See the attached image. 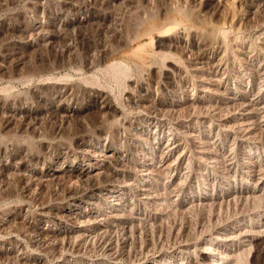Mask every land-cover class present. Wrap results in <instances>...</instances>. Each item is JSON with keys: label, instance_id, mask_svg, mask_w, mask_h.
<instances>
[{"label": "rangeland", "instance_id": "374dc122", "mask_svg": "<svg viewBox=\"0 0 264 264\" xmlns=\"http://www.w3.org/2000/svg\"><path fill=\"white\" fill-rule=\"evenodd\" d=\"M36 3H38V4H36ZM220 3H222V5ZM214 4L216 5V8H215ZM168 6H169V8H168ZM213 6H214V8H213ZM207 7H208V9H207ZM256 7H257V9L258 8L259 9L258 10L254 9ZM251 10H253V12ZM254 10H255V13H254ZM212 11L215 14H213V13L211 14ZM178 12H179V14H178ZM162 13H163V15H162ZM250 13L253 15H251ZM198 14H199V16H198ZM168 17L171 19V22L173 24L171 23V27L166 28L164 30V33H166V35L161 36V39H162L163 43H167L168 41H171V56H173V57H171V56L164 57L163 55H162V57H160L161 56L160 53H157L158 47L156 48L155 42L153 40L151 41V38H150L151 36L149 35L150 36L149 37L148 33H146V32L149 29H151L152 25L153 26L161 25V23L165 19H167ZM172 17L173 18L175 17L174 18L175 20ZM59 19H62V21ZM41 21H43V22H41ZM142 22L144 25L142 24ZM208 22H209V24H207ZM35 23H36V25H35ZM242 23H244L246 25H244ZM262 23H264V0H260V1L259 0H250V1L249 0H223V1L222 0H220V1L219 0H214V1L213 0H75V1L74 0H62V1L61 0H59V1L58 0H0V63H3L5 65L4 68L2 70H0V75H1L0 76V113L2 114V115L0 114L1 115L0 116V144H1L0 148H2V149H0V159L1 160H3V158L7 159L9 161V163L12 164L11 162L14 163V161H16L18 159V157H16L17 158L16 160H12V156H13L12 153H14L16 151L18 146L24 147L25 150L27 149L25 151V157H24L25 163H26L27 169H28L27 172H30V170L36 171V172L39 171V175L42 176V179L44 182L43 185L42 184L40 186L33 185L31 189H26L25 187H23L24 185L22 183H19L17 181V177H16V175H14L15 171L14 172L11 171L10 176L13 179H10V181L12 180V182H14V183L10 182L11 184H9L8 188H9V190H12L18 194L17 196L12 197V199L11 198L6 199V198L1 197V194H4L6 192V190H4L2 188V182H0V193H1L0 194V201H2V202H0V207H1L0 211L13 208L15 205L22 202V200L28 201L30 203V204H28V202H26V212L24 213V218L28 224H25V223L23 224L25 228L23 226H21L18 229V230L21 229L20 231L17 230L15 232H11L10 234L4 235L2 233L3 235H1V233H0V254L3 256L0 263L1 264H9V263L12 264V261H13V263H15V264H23V263H25V264H28V263H30V264H35V263L36 264H38V263H40V264H86L85 262H87V264H95L97 262L96 260H99L98 264H128V263L129 264H166V263L167 264H180V263L181 264H204V263L205 264H218V262H219V264H246V263L247 264H254L253 263L254 259H252V254L255 252L254 247H252V245H251L249 248V246L245 247L244 245H242L245 243L241 242L238 239V233L240 231H244V230H242L244 228H245V230H247V227L250 225L251 222H253V224H254V222L261 224V222H262L261 221V214L264 211V208H263L264 207V195H258V197L255 196L253 199H251V196H250V198H248L247 201L244 199L242 200L240 197H238V195L239 196H247L248 193L260 194L261 192H263L262 190H264L262 188H261L262 190H260L259 188H254V189L252 188L255 185V183L253 182L254 181L253 176L256 172H258V169L261 168V166L264 162V157H263L264 153L262 154V152H264L263 151L264 150L263 149L264 148V141L262 142V140L264 138L263 139L261 138V137H264V133H263L264 129H262L258 125L259 123H264L263 122L264 121L263 120L264 119L263 118L264 117V114H263V112H264V108H263L264 107V103H263L264 102V76H263L264 75V60H263L264 59V25ZM40 24L44 25V27L46 29H55V28L58 29L60 31V33H59L60 37L59 36L56 37L55 38L56 40L54 39L52 41L53 43L52 42L45 43V41L39 39L37 37V35L35 37V34H32L33 32H35V28H33V27L34 26L36 27ZM74 24H76V25H74ZM254 25L257 28H255ZM235 26H236V29L234 28ZM242 26H244L245 28L243 29ZM187 27H189V28H187ZM260 27L262 30L260 29ZM140 28H142V29H140ZM191 29H194V30H191ZM225 29H226V31H225L226 34H224L223 37L217 36L220 33L222 35V30H225ZM217 30H220V31L218 32ZM8 31H10L11 34ZM176 31H177L178 35H177ZM179 31L180 32L183 31L184 33L182 32L180 35ZM158 32H160V31L153 30L151 35H156L155 33H158ZM168 32H169V34H168ZM186 33H188V34H186ZM201 33H203V35ZM139 34H141L140 38L138 37ZM190 34H192V36ZM210 34L212 36H210ZM28 35H30V36H28ZM208 35H209V37H208ZM256 36H257V38H256ZM23 37L25 40L23 39ZM25 37L26 38L28 37V38L26 39ZM66 37H69V38H66ZM211 37L212 38L215 37V38L212 39ZM243 37L245 38V40ZM6 38H7V40H6ZM217 38H220V39L218 40ZM223 38H224V41L222 40ZM235 38H237V39H235ZM250 38H251V41H250ZM254 38H256L257 40ZM194 39H196L197 41H194ZM213 40L215 43L217 42L216 45L213 42ZM227 40L229 41V43ZM4 41H5V43H4ZM28 41H30V42H28ZM192 41L195 43V46H194V43ZM203 41H209L212 43L206 44L204 57L201 59L200 58L198 59V60H202V63L201 62L198 63L199 68H197V69L193 68V70H192L193 66L191 65L190 59H191V55L193 56V54H191V51L194 52V50H198L199 46L197 44H199V43H201L200 45L203 49L205 47L203 45V43H204ZM252 41H254V42H252ZM66 42H67V45H66ZM189 42H191V43H189ZM196 42H197V44H196ZM221 43L222 44L224 43V44L221 45ZM41 44H42V46H41ZM25 45H26V47H25ZM221 46L223 49L220 48ZM6 47H7V49H5ZM9 47H10V49H9ZM32 47L35 49H33ZM42 47L45 49H43ZM181 47H183V48L181 49ZM40 48H41V50H40ZM184 49H185V51H184ZM62 51H63V53H61ZM155 51L157 54L155 53ZM179 51H181V52L179 53ZM222 51H224L223 54H222ZM245 51L246 52L249 51L248 52L249 54L245 53ZM259 51L261 52V54L258 53ZM4 53H6V54H4ZM209 54H210V56H208ZM16 56H17V58H16ZM101 57H103V58H101ZM15 58L17 61L15 60ZM171 58H172V60H171ZM186 58H187V61H186ZM241 58H243V59H241ZM2 59H3V61H2ZM41 60L44 62H41ZM50 60L52 62V65H51ZM68 60H69V62H68ZM98 60H100V61L98 62ZM173 60L178 65L180 64L181 69L180 70L175 69V71H172V73L168 77L167 75H165L164 66L166 65L167 62H170ZM219 60H221V61H219ZM57 61L59 62V64ZM154 61H155V63H154ZM177 61H179V62H177ZM12 62H14V63H12ZM32 62H33V64H32ZM38 62H41L43 65H46L48 63L47 65L51 66V68L52 67L53 68L51 70L50 67H47V65H46L47 68L45 66L42 67L41 65H38V64H41ZM49 62H50V64H49ZM60 62H63V63H61L63 66L60 64ZM162 62H164L165 65ZM209 62H210V65L212 63L213 64L210 66ZM90 63H92V64H90ZM11 64H13V65H11ZM29 64L32 66V68ZM205 64H207V65H205ZM37 65H38V67L41 66L42 69H39L40 67L38 68ZM58 65H60V67ZM116 65L121 68L120 72H118L117 68L115 67ZM121 65L125 66V68H122ZM19 66L21 67L20 70H19ZM26 66H27V68L29 66V68H31V69H33V67H34V70H33L34 73L27 75L28 77H26L25 75H22L20 73L21 71L24 70L23 68H26ZM54 68H56L57 71ZM143 68H144V70H143ZM17 69H18V71H17ZM37 70L38 71L42 70V71L39 72V74H38ZM49 70H50V72H49ZM115 70H117V72H115ZM122 70H124V71H122ZM159 70H160V72H159ZM35 71H37V72H35ZM140 71H141V74L139 73ZM213 72H214L215 76H214ZM35 74H37V75L35 76ZM118 74H119V76H118ZM189 75H191V76H189ZM4 76H6V77H4ZM21 76H23V77H21ZM67 76L70 79H68ZM54 77H55V79H54ZM56 77H57V80H56ZM149 77H150V79H149ZM260 77L261 78L263 77V79L260 80ZM214 78H215V80H214ZM21 79H23V80H21ZM48 79L49 80L52 79V80L49 81ZM60 79L63 81H60ZM127 79H129V80H127ZM157 79H158V81H156ZM23 81H24V83H23ZM27 81H28V83H26ZM66 81H68V83ZM116 81H118V83ZM147 82H149V83H147ZM50 83L53 86H49ZM90 83H92V84H90ZM46 84H48V85H46ZM133 84H134V86H133ZM40 85H42V86L40 87ZM56 85L58 86V88ZM99 85H101V86H99ZM259 85H261V86H259ZM93 86H94V88H93ZM204 86H205V88H204ZM5 88H6V90H5ZM38 88H39V90H38ZM101 88H104L103 90H104V92H106V94H107L106 96H109L107 98H104L106 100L107 104H109V107L107 106V108H105V113L100 114V112H99V114H98L97 113L98 112V106L100 104H102L103 97H102V95H100L96 92V89H101ZM210 88H212V90ZM181 90H183V91H181ZM255 90H256V92H255ZM222 91H223L224 95H223ZM117 93H118V95H117ZM135 93H137V94H135ZM241 93H243V94H241ZM256 93H257V95H256ZM21 95H22V97H21ZM60 95L64 96V98H63L64 101H62V102H64L63 105H65V106L66 105L76 106V108H75L76 110L73 112V114H70L71 116L69 115V118L66 117V119H65L64 116H61V115L57 114L56 112L51 111L50 109L47 110V108L39 110L40 108H42V106L45 107L46 105L47 106L49 105L46 103L45 99H49V100H52L54 102V101L58 100V97ZM140 96H141V98H140ZM151 96H152V98H151ZM203 98H204V100H203ZM188 100H189V103L191 102L190 103L191 105L188 103ZM239 100L243 101V102H240ZM155 101H157V102H155ZM181 101H182V103H181ZM247 101H249V102H247ZM11 102H12L13 106H21V107L19 108V110H17L19 112H17V114L13 115L14 120L11 121L10 124H8V123H6L5 118L2 116H6L5 115L6 114L5 109H7V108H5V106H9V107L12 106ZM245 102H246V104H245ZM212 103H213V105H212ZM238 103H240V104H238ZM113 104H115V105H113ZM182 104H183V108H181ZM225 104H228V105L232 104L234 106L231 107L232 105L228 106ZM247 104H249V105H247ZM31 105H32V107H31ZM184 105H186V106H184ZM219 105L220 106L222 105V106L219 107ZM212 106L215 107L214 110H213ZM238 106H239V108H238ZM250 106H254V108L253 107L251 108ZM185 107H186V109H185ZM216 107H218V108L216 109ZM222 107H225V109ZM210 108L212 109L213 112L211 111ZM228 108H229V110H228ZM234 108H235V110H234ZM254 109H256V110H254ZM24 110L29 111V113H31L32 116H35V115L40 116L39 119L35 120V119H33V117L30 118L31 121H30L29 117L26 119L25 115L22 113V112H24ZM84 110H85V112L87 110H89V111L85 113ZM161 110L163 111L162 113H161ZM165 110H167V111H165ZM44 111H46L47 113ZM189 111H192V112H189ZM256 111H259V112H256ZM226 112H228V114ZM89 113L92 115H90ZM156 113H158V114H156ZM160 113H161V115H160ZM202 113H204V114H202ZM258 113H260V114H258ZM74 114H77V115H74ZM78 114L82 117H80ZM220 114H221V116H220ZM225 114H227V115H225ZM49 115H51V116H49ZM254 115L256 117H254ZM87 116H88V118H86ZM108 117H109V119H108ZM62 118L65 120V123H64V120ZM74 118L78 121H74L75 120ZM81 118L84 121H82ZM86 119H87V121H86ZM131 119H133V120L131 121ZM236 119H238V122L241 121L242 125H241V123H239V125H238V122L236 121ZM245 119H246V121L248 119H250V120L253 119L254 121L248 120V123H249L248 124L245 122ZM40 120H42V121H40ZM102 120H103V122H102ZM218 120H220V121H218ZM158 122H160V123H158ZM235 122L237 123L236 126H235V124H233ZM254 122H257L256 125L259 129L257 127L255 128L256 125ZM92 123H94V124H92ZM114 123H117L116 126ZM230 123H232V124L229 125ZM25 125L26 126L28 125V126L26 127ZM36 125H37V128H35ZM87 125L90 126V128L89 127L87 128ZM104 125H105V127H103ZM144 125H145V127H144ZM151 125H153L154 127ZM194 125H195V127H194ZM208 125H209V127H208ZM224 125H225V127L226 126L227 127L224 128ZM246 125H251V127H252L250 130L251 133H246V130L244 129ZM100 126H101V128H100ZM158 126H159V128H158ZM30 127L34 128L35 130L31 129ZM53 127H54V129H53ZM84 127H85V130H84ZM24 128H25V130H23ZM154 128H155V130H154ZM239 128H241L242 130H240ZM30 129H31V131H29ZM51 129H53V132L49 131ZM152 129H153V131H152ZM236 129H238V130H236ZM7 130H9V131H7ZM239 130H240V132H239ZM208 131L210 134L208 133ZM261 131H262V133H261ZM203 132H205V133H203ZM253 132L256 133V134H254V136H253ZM240 133L242 135H240ZM258 133H260V137H258L259 136ZM8 134H10V135H8ZM14 134H15V136H14ZM39 134H40V136H39ZM179 134H181V135H179ZM250 134H252V135H250ZM261 134H262V136H261ZM80 135L82 137H80ZM248 135H250L251 138ZM42 136H43V138H42ZM175 136H176V138H175ZM242 136H243V139H242ZM37 137H38V139H36ZM126 137H127V139H126ZM254 137L256 139H254ZM257 137H258V139H257ZM23 138H24V142H23ZM206 138H207V140H206ZM252 138H253V140H251ZM136 139H137V141H136ZM41 140H42V142H41ZM53 140H54V142H53ZM138 140H139V142H138ZM146 140H148V141L150 140V141L148 142ZM177 140H178V142H176ZM12 141H13V143H12ZM212 141H214V142H212ZM15 142H17L18 144ZM132 142H134L135 144ZM258 142H261V143H258ZM90 143H91V145H90ZM139 143H141V144H139ZM165 143L167 146L165 145ZM8 144L11 146L9 147ZM144 144H147V145H144ZM205 145H206V147H205ZM258 145H260V146H258ZM14 146H16V147H14ZM170 146H171V151H170ZM3 147H4V149H3ZM29 147H30V149H29ZM99 148L100 149L103 148V149L100 150ZM205 148H207V149H205ZM6 149L8 151H6ZM197 149L200 150L201 152L197 151ZM202 149H203V151H202ZM212 149H213V151H216V152H214L215 154L213 153ZM219 149H220V151H219ZM36 150H37V152H36ZM217 150H218V152H217ZM228 150H230V152ZM251 150H252V152H250ZM194 151H195V153H194ZM241 151L243 152L244 155L242 154ZM219 152L221 153L222 156L219 154ZM108 153H109V155H108ZM158 153H160V154H158ZM46 154H48V156ZM156 154H157V156L159 155V157H157ZM162 154H164V155H162ZM231 154H233V155H231ZM182 155H184V156H182ZM238 155L241 157H239ZM6 156H8V157H6ZM197 156H199V157H197ZM200 156H202V157H200ZM135 157H136V159H135ZM147 157H148V159H147ZM106 158H108V159H106ZM144 158H146V159H144ZM202 158L204 160H201ZM212 158H214V160ZM142 159H144V160L142 161ZM153 159H155V160H153ZM241 159H243V160H241ZM124 160L126 162H123ZM205 160L208 162L205 163ZM215 160L217 161V163ZM231 161H233V162H231ZM244 161H246V162H244ZM193 162H194V164H192ZM225 162H226V164H225ZM172 163H174V164H172ZM134 165H136V166H134ZM138 165H139V167H138ZM170 165H171V167H170ZM203 165H205V166L203 167ZM218 165H220V167ZM57 166H58V172L59 173H55L54 175H56V176L53 175L54 177L50 178L49 173H50L51 169H53L54 167H57ZM152 166H154L155 168L154 167L152 168ZM116 167H118V168H116ZM133 167H134V169H133ZM156 167H157V169H156ZM173 167H174V169H173ZM241 167H243L244 169H242ZM149 168H151L152 170L151 169L149 170ZM159 168H161V171ZM223 168L225 169V171ZM143 169H146L147 172ZM177 169H179V170H177ZM83 170L89 171L90 173H92L93 176L96 175V177H93V179L91 178V179H87V180H85V179L81 180L82 178L81 179L77 178L75 175L78 174L79 171H83ZM186 170H188V171L186 172ZM249 170H250V172H249ZM158 171H160L161 174L158 173ZM226 171H227V173H226ZM113 172H114V174H113ZM142 173L145 176L147 175L148 178H147V176L144 177V175ZM158 174H160V175H158ZM109 175L110 176L113 175V176H111V182H110L112 187L110 189H103L104 184H106L105 180H103V179H106V176H109ZM161 175H163V176H161ZM224 175H225V177H223ZM247 175H248V177H247ZM251 175H252V177H251ZM73 176H75V180H74ZM179 176H180V178H179ZM249 176H250V178H249ZM116 177L118 179H116ZM119 177H121V179ZM239 177H240V179H239ZM45 178H46L47 182L44 181ZM244 178H246V179H244ZM159 180H161L163 182L161 183V181H159ZM180 180H183V181H180ZM49 181H50V183H49ZM80 181H82V183ZM121 181H123L124 184ZM129 181H130V183L128 184L127 182H129ZM143 183H145V184L143 185ZM46 184H47V187H46ZM77 184H78V186H77ZM91 184L92 185H100L99 186L100 189L97 191V196L95 197L96 199L95 198L93 199V204H90V203L86 202V200H85L84 203L82 204V206L79 207L80 212H76L77 214H74L75 216L77 215L76 216L77 218L76 219L71 218L70 216L67 215L66 211L62 210L63 208L68 207L67 205H69V207H70V205H72V204L68 203L66 200V196L68 195L69 190L71 191L73 189H78V188L82 189L83 187H85L83 189H87L88 187L91 186ZM10 185H11V187H10ZM120 185H121V187H120ZM124 185H126V186H124ZM222 185H224V187ZM240 185H241V187H240ZM14 186H15V188H14ZM53 186H55V187H53ZM180 186H182V187H180ZM40 187H41V189H40ZM137 187H139V188H137ZM140 187H141V189H140ZM171 187H174V188L172 189ZM226 187H228V188H226ZM19 188H20V190H18ZM61 188L63 191L61 190ZM159 188L161 191L159 190ZM145 189H146V191H145ZM210 189L212 190V192ZM3 190H4V192H3ZM53 190L55 193L53 192ZM27 191L30 192V195L27 194V193H29ZM153 191L156 193L154 194ZM162 191H165L166 193H164ZM57 192L59 193V195ZM62 193L64 196H62ZM158 193H159V195L161 194L163 196V198L161 195L160 196L157 195ZM24 194H27V195L25 196ZM143 194L145 197L144 196L141 197ZM28 195L30 197H28ZM34 195H35V197H34ZM229 195H231V196L229 197ZM155 196H156V198H155ZM202 196H204V197H202ZM44 197H46V198H44ZM132 197H135L134 200ZM165 197L168 199L165 200ZM233 197H235V198H233ZM41 198H42V201H44L45 199L47 200V201H45V203H49V207L45 208L46 209L45 213L49 217L50 220L47 219L48 220L47 222L49 224L46 223L45 226H46V228L48 227L51 229L50 237L48 239L53 238V242H56V240L58 239L57 241H59V242L61 241L64 244V243H66L65 240L69 236L74 238L75 242H76L77 241V238H75L76 233L73 232L72 229H73L75 223L81 225V223L84 221V223L81 227H82V234L85 236H83V235L82 236L86 239L88 237L89 241L81 243V245L83 246L81 251H83V252L79 251V253L77 252V255H76V251L72 250V248L70 249V247L66 248V249L64 248L65 250H62L63 253L61 252V250L59 252V249L58 250L56 249V251L53 249L51 251L50 246L52 244H50L49 241H46L47 242L46 243L45 242L46 238L45 237L42 238L43 235H41L36 229H33V227H31L32 225H34L37 222L36 218H37L38 207L40 205V202H42ZM187 198H188V200H187ZM215 198L217 199V201H218L217 203H219L220 207L218 204H215L216 203ZM239 198H240V200H238ZM229 199H231L232 201ZM3 200L4 201L6 200V201L4 202ZM122 200H124L125 202ZM137 200H139V202ZM163 200H165L166 202L165 201L163 202ZM167 200H169V203ZM203 200H204V204H203ZM224 200L226 203L224 202ZM157 201L159 204L156 203ZM191 201H192V203H191ZM197 201H199V203H197ZM233 201H234V203H233ZM248 201H249V203H248ZM95 202H96V204H95ZM129 202H130V204H129ZM161 202H163L165 205H163V203H161ZM186 202H187V204H186ZM200 202H201V204H200ZM212 202H213V204H212ZM229 202H230V204H229ZM262 202H263V204H262ZM153 203L155 206H153ZM190 203H191V205H190ZM210 203L212 206L210 205ZM202 204H203V207H202ZM223 204H224V206H223ZM225 204L227 205V208L225 207L226 206ZM98 205H100V206H98ZM117 205L118 206L120 205L119 206L120 208ZM160 205L166 211L165 210L163 211V209ZM169 205L171 207H169ZM207 205H208V207H207ZM217 205H218V209H217ZM236 205L238 206L237 208H236ZM261 205H263V206H261ZM55 206H59V207H55ZM127 206H129V209ZM146 206L150 207V209H148ZM213 206L215 207V209ZM221 206H222V209H221ZM239 206H240V208H239ZM155 207H158V208L156 209ZM241 207H242V209H241ZM249 207H250V209H249ZM117 208H119V209H117ZM172 208L175 210V212ZM258 208H259V210H258ZM155 209L157 210V212L155 211ZM238 209H239V211H238ZM142 210H144V211H142ZM159 210H160V213L158 212ZM167 210L170 211L169 213H171V214H168ZM171 210H172V212H171ZM120 211H121L122 215L120 214ZM173 212H174V214H173ZM254 212L255 213L257 212L259 215H256L257 213L254 214ZM107 213L109 216L107 215ZM117 213H119V214H117ZM124 213L128 214V215H124ZM165 213H167V214H165ZM247 213H248V215H247ZM56 214H58L61 217V218H58L60 220L54 218V216ZM80 214L82 215V219H81ZM244 214L247 216H245ZM100 215L102 216V218ZM114 215H120L121 217L119 216V218H122V220H127L128 222L126 224H128V225H126V224L123 225L120 222H117V225H116V221L113 220L115 217ZM63 216H64V218H63ZM140 216H142V218ZM164 216H165V218H164ZM166 216H167V218H166ZM109 217H110V219H109ZM111 217H113V218H111ZM251 217H252V220H251ZM254 217H255V219H254ZM214 218H216V220ZM68 219H69V221H68ZM129 219H130V221H129ZM145 219H146V221H145ZM90 220H91V222H89ZM92 220H94V221H92ZM109 220H111V221H109ZM79 221H80V223H79ZM85 221H87L88 224H87V222L85 224ZM219 221H220V224H219ZM150 222H153L152 224L154 226L151 225ZM164 222H165V224H164ZM239 222H241V224ZM118 223H119V225H118ZM155 223H157V224H155ZM214 223L216 225H214ZM11 224H12V226H11ZM11 224H10V227H13V229H14L15 228L14 227L15 222H11ZM111 224H114V225L112 226ZM146 224H148V225L146 226ZM159 224H160V226H159ZM179 224H180V228H179ZM126 226H127V229L124 228ZM91 228H93V229H91ZM231 228H232V230H231ZM28 229L30 231H28ZM117 229H118V231H117ZM121 229L122 230L124 229L123 230L124 233H122ZM178 229H179V231H178ZM182 229H183V231H182ZM102 230L103 231L106 230L107 232L106 231L103 232ZM113 230H115V231L113 232ZM236 231H238V232H236ZM25 232H27L28 235H26L27 233H25ZM102 233H103V235H100ZM233 233H234V235H233ZM56 234L59 236H56ZM107 234H110L111 236L107 235ZM178 234H180V235L182 234V235L180 236ZM19 235H21L22 237L21 236L18 237ZM103 236H104V238H103ZM105 236H108V237H105ZM115 236L117 239L114 238ZM129 236L131 239H129ZM136 236L138 237V240L136 239ZM222 236H224V237H222ZM227 236H228V238H225ZM229 236H231V237H229ZM157 237H159V238H157ZM208 237L210 238V240ZM233 237L234 238L236 237L235 238L236 240ZM10 238H14V239L16 238L17 241H14V242L10 241L11 243L8 244L7 241L9 242ZM93 238H94V240H92ZM108 238L111 241L110 246H112V247L115 246V247L112 248V250L110 252H104L103 248L105 247L104 245H106V242H107L106 239L108 240ZM118 238L120 239L119 241H118ZM121 238H123V239H121ZM224 238H225V240H224ZM102 239L103 240L105 239V240L103 242H101ZM214 239H215V241H214ZM39 240L40 241L42 240V241L39 242ZM139 240H141V242ZM147 240H148V242H147ZM97 241H99V242H97ZM155 241L157 244L155 243ZM48 242H49V244H48ZM91 242H93V243H91ZM115 242L119 246L116 245ZM152 242L154 244L151 245ZM160 242H161V244H160ZM238 242H240V243H238ZM45 243L47 246H45ZM88 243L91 246L87 245ZM131 243H133V245ZM139 243L142 245H140ZM158 243H159V246H158ZM223 243H225V245ZM93 244L95 246H93ZM98 244L101 245L102 250L100 249V246H97ZM131 245H132V247H131ZM160 245H162L163 248ZM16 246H17V248H16ZM26 246L28 247V249ZM33 246H34V248L36 247L37 249L36 248L34 249ZM116 246H118V247H116ZM142 246L145 247V250H143L144 248ZM229 246H231V247H229ZM96 247H99V250L96 249ZM149 247L151 250L149 249ZM23 248H24V251H23ZM135 248H137V249L135 250ZM147 248L149 250L148 252H147ZM204 248H205V253H204ZM92 249H94L96 252L93 251ZM113 249L116 251H114ZM127 249H129L128 254H127ZM152 249H153V251H152ZM185 249L187 251H185ZM85 250H87V252ZM91 250L94 253L90 252ZM131 250H133V251H131ZM137 250H138V252H137ZM214 250H216V251H214ZM49 251H51V252H49ZM210 251H211V253H210ZM57 252L59 253L58 255H57ZM114 252H116V253H114ZM118 252H119V254H118ZM149 252H151V253H149ZM51 253L53 256L51 255ZM53 253L54 254L56 253L55 255H57V256H54ZM64 253H65V255H63ZM86 253H88V255L89 254L90 255L88 256ZM91 253H92V256H91ZM135 253L139 254V256ZM146 253H148V254H146ZM225 253H226V255H227V253L228 254L230 253L229 255L232 258H230L229 256H228L229 258H227ZM220 254L222 255V257L219 256ZM14 255L16 257H14ZM41 255H43V256H41ZM125 255H127L128 257ZM130 255H132V256H130ZM135 255H137V256H135ZM4 256L6 257V259ZM22 256H24V257L22 258ZM25 256H27V257H25ZM216 256H218V257H216ZM9 257H10V259H9ZM11 257H12V259H11ZM187 257H189V258H187ZM51 258H52V260H51ZM120 258H121V261H120ZM124 259L127 261V263ZM238 259H240V260H238ZM14 260H15V262H14ZM53 260H55V261H53ZM81 260H84V262L83 263L80 262ZM207 260H208V262H207ZM262 260H264V257L261 254L260 257H257V261L255 260L257 262L255 264H264V261H262ZM3 261H5V262H3ZM123 261H125V262H123ZM213 261H214V263H213Z\"/></svg>", "mask_w": 264, "mask_h": 264}, {"label": "bare ground", "instance_id": "6f19581e", "mask_svg": "<svg viewBox=\"0 0 264 264\" xmlns=\"http://www.w3.org/2000/svg\"><path fill=\"white\" fill-rule=\"evenodd\" d=\"M59 1V0H58ZM62 1V0H61ZM75 1V0H74ZM214 1V0H213ZM220 1V0H219ZM223 1V0H222ZM250 1V0H249ZM260 1V0H259ZM64 2V1H63ZM72 2V1H71ZM81 2V1H80ZM79 2V3H80ZM85 2V1H84ZM225 2V1H224ZM262 2V1H261ZM260 2V3H261ZM33 3V2H32ZM40 3V2H39ZM43 3V2H42ZM253 3V2H252ZM36 4H38V3H36ZM221 5H222V3H220ZM219 4V5H220ZM259 4V3H258ZM35 5V4H34ZM165 5V4H164ZM168 5V4H167ZM215 5V4H214ZM246 5V4H245ZM255 5V4H254ZM258 6V5H257ZM260 7V6H259ZM168 8H169V6H168ZM171 8V7H170ZM213 8H214V6H213ZM215 8H216V5H215ZM218 8V7H217ZM223 8V7H222ZM253 8V7H252ZM160 9V8H159ZM178 9V8H177ZM207 9H208V7H207ZM220 9V8H219ZM245 9V8H244ZM254 9H257V7L256 8H254ZM259 9V8H258ZM257 9V10H258ZM213 10V9H212ZM216 10V9H215ZM261 10V9H260ZM161 11V10H160ZM171 11V10H170ZM188 11V10H187ZM211 11V10H210ZM252 12H253V10H251ZM206 12V11H205ZM204 12V13H205ZM217 12V11H216ZM223 12V11H222ZM213 13V11L211 12V14ZM245 13V12H244ZM248 13V12H247ZM254 13H255V10H254ZM257 13V12H256ZM178 14H179V12H178ZM213 14H215V13H213ZM251 14V13H250ZM148 15V14H147ZM162 15H163V13H162ZM170 15V14H169ZM181 15V14H180ZM186 15V14H185ZM247 15V14H246ZM251 15H253V14H251ZM250 15V16H251ZM258 15V14H257ZM84 16V15H83ZM93 16V15H92ZM153 16V15H152ZM160 16V15H159ZM176 16V15H175ZM188 16V15H187ZM198 16H199V14H198ZM208 16V15H207ZM255 16V15H254ZM57 18V17H56ZM55 18V19H56ZM87 18V17H86ZM148 18V17H147ZM154 18V17H153ZM173 18V17H172ZM175 18V17H174ZM173 18V19H174ZM185 18V17H184ZM189 18V17H188ZM225 18V17H224ZM245 18V17H244ZM253 18V17H252ZM255 18V17H254ZM262 18V17H261ZM43 19V18H42ZM78 19V18H77ZM80 19V18H79ZM160 19V18H159ZM59 20H61L62 21V19H59ZM81 20V19H80ZM145 20V19H144ZM151 20V19H150ZM175 20V19H174ZM159 21V20H158ZM173 21V20H172ZM222 21V20H221ZM263 21V20H262ZM261 21V22H262ZM41 22H43V21H41ZM40 22V23H41ZM68 22V21H67ZM78 22V21H77ZM83 22V21H82ZM244 22V21H243ZM141 23V22H140ZM151 23V22H150ZM171 19L168 17L167 19H165L162 23H161V25H159V26H153L152 25V27H151V29H149L146 33H148V36L151 38V41L153 40L154 42H155V46H156V48L158 47V52L157 53H160V57H162V55L164 56V57H166V56H171V41H168L167 43H163L162 42V39H161V36H164V35H166V33H164V30L166 29V28H169V27H171ZM175 23V22H174ZM256 23V22H255ZM68 24V23H67ZM142 24H143V22H142ZM147 24V23H146ZM173 24V23H172ZM207 24H209V22L207 23ZM217 24V23H216ZM240 24V23H239ZM242 24H244V23H242ZM241 24V25H242ZM258 24V23H257ZM263 25H264V23H262ZM35 25H36V23H35ZM52 25V24H51ZM63 25V24H62ZM74 25H76V24H74ZM144 25V24H143ZM244 25H246V24H244ZM218 26V25H217ZM255 26V25H254ZM76 27V26H75ZM139 27V26H138ZM177 27V26H176ZM215 27V26H214ZM233 27V26H232ZM243 27V29L245 28L244 26H242ZM252 27V26H251ZM250 27V28H251ZM24 28V27H23ZM33 28H35V32H31L32 34H35V37H36V35H37V37L39 38V39H41V40H43V41H45V43H48V42H52L56 37H58L59 36V33H60V31L58 30V29H46L45 27H44V25H42V24H40V25H38V26H34ZM59 28V27H58ZM185 28V27H184ZM187 28H189V27H187ZM235 29H236V26L234 27ZM249 28V29H250ZM254 28V27H253ZM255 28H257L256 26H255ZM26 29V28H25ZM140 29H142V28H140ZM177 29V28H176ZM252 29V28H251ZM260 29H261V27H260ZM4 30V29H3ZM145 30V29H144ZM153 30H155V31H160V32H158V33H155L156 35H151V33H152V31ZM191 30H194V29H191ZM234 30V29H233ZM242 30V29H241ZM262 30V29H261ZM181 31V30H180ZM179 31V32H180ZM197 31V30H196ZM215 31V30H214ZM218 32L220 31V30H217ZM216 31V32H217ZM225 31H226V29L225 30H222V35H221V33L219 34V35H217V36H224V34H226L225 33ZM245 31V30H244ZM253 31V30H252ZM8 32H10V31H8ZM22 32V31H21ZM144 32V31H143ZM183 32V31H182ZM182 32H180V35H181V33ZM190 32V31H189ZM215 32V33H216ZM261 32V31H260ZM4 33V32H3ZM15 33V32H14ZM18 33V32H17ZM62 33V32H61ZM145 33V34H146ZM176 33H177V31H176ZM175 33V34H176ZM184 33V32H183ZM196 33V32H195ZM211 33V32H210ZM247 33V32H246ZM10 34H11V32H10ZM125 34V33H124ZM142 34V33H141ZM141 34H139V38H140V36H141ZM168 34H169V32H168ZM174 34V33H173ZM186 34H188V33H186ZM202 35H203V33H201ZM212 34V33H211ZM210 34V36H212ZM228 34V33H227ZM243 34V33H242ZM248 34V33H247ZM246 34V35H247ZM256 34V33H255ZM21 35V34H20ZM19 35V36H20ZM66 35V34H65ZM135 35V34H134ZM143 35V34H142ZM177 35H178V33H177ZM184 35V34H183ZM191 36H192V34H190ZM11 36V35H10ZM14 36V35H13ZM16 36V35H15ZM25 36V35H24ZM28 36H30V35H28ZM63 36V35H62ZM147 36V37H148ZM173 36V35H172ZM207 36V35H206ZM214 36V35H213ZM216 36V35H215ZM229 36V35H228ZM260 36V35H259ZM60 37V36H59ZM143 37V36H142ZM171 37V36H170ZM178 37V36H177ZM186 37V36H185ZM208 37H209V35H208ZM237 37V36H236ZM239 37V36H238ZM10 38V37H9ZM17 38V37H16ZM22 38V37H21ZM26 38V37H25ZM28 38V37H27ZM26 38V39H27ZM31 38V37H30ZM66 38H69V37H66ZM190 38V37H189ZM192 38V37H191ZM212 38V37H211ZM215 37H213L212 39H214ZM244 38V37H243ZM256 38H257V36H256ZM256 38H254V39H256ZM5 39V38H4ZM3 39V40H4ZM23 39H24V37H23ZM64 39V38H63ZM199 39V38H198ZM209 39V38H208ZM218 40L220 39V38H217ZM228 39V38H227ZM235 39H237V38H235ZM261 39V38H260ZM6 40H7V38H6ZM25 40V39H24ZM56 40V39H55ZM142 40V39H141ZM150 40V39H149ZM167 40V39H166ZM173 40V39H172ZM181 40V39H180ZM191 40V39H190ZM200 40V39H199ZM211 40V39H210ZM223 41H224V38L222 39ZM242 40V39H241ZM244 40H245V38H244ZM257 40V39H256ZM9 41V40H8ZM19 41V40H18ZM27 41V40H26ZM134 41V40H133ZM139 41V40H138ZM178 41V40H177ZM187 41V40H186ZM194 41H197L196 39H194ZM228 41V40H227ZM250 41H251V38H250ZM7 42V41H6ZM28 42H30V41H28ZM35 42V41H34ZM174 42V41H173ZM193 42V41H192ZM204 42V43H203ZM202 43H203V45L205 46L203 49H202V47H201V43H199V44H197V42H196V44L199 46V48H198V50H194V52H192L191 51V54H193V56L191 55V59H190V62H191V65L193 66L192 67V70H193V68L194 69H197V68H199V65H198V63H202V60H198L199 58L201 59V58H203L204 57V52H205V48H206V44H211L212 42H209V41H203ZM213 42H214V40H213ZM252 42H254V41H252ZM4 43H5V41H4ZM3 43V44H4ZM25 43V42H24ZM27 43V42H26ZM53 43V42H52ZM51 43V44H52ZM189 43H191V42H189ZM188 43V44H189ZM194 43V42H193ZM215 43V42H214ZM217 43V42H216ZM216 43H215V45H216ZM228 43H229V41H228ZM246 43V42H245ZM259 43V42H258ZM262 43V42H261ZM13 44V43H12ZM50 44V45H51ZM140 44V43H139ZM174 44V43H173ZM224 44V43H223ZM222 43H221V45H223ZM255 44V43H254ZM2 45V44H1ZM22 45V44H21ZM66 45H67V42H66ZM70 45V44H69ZM252 45V44H251ZM250 45V46H251ZM5 46V45H4ZM13 46V45H12ZM28 46V45H27ZM40 46V45H39ZM41 46H42V44H41ZM45 46V45H44ZM64 46V45H63ZM181 46V45H180ZM186 46V45H185ZM194 46H195V43H194ZM225 46V45H224ZM229 46V45H228ZM243 46V45H242ZM249 46V47H250ZM254 46V45H253ZM18 47V46H17ZM25 47H26V45H25ZM139 47V46H138ZM210 47V46H209ZM261 47V46H260ZM3 48V47H2ZM33 48V47H32ZM43 48V47H42ZM67 48V47H66ZM65 48V49H66ZM137 48V47H136ZM179 48V47H178ZM177 48V49H178ZM183 47H181V49H182ZM185 48V47H184ZM187 48V47H186ZM220 48H222V46L220 47ZM252 48V47H251ZM257 48V47H256ZM4 49V48H3ZM5 49H7V47L5 48ZM9 49H10V47H9ZM12 49V48H11ZM17 49V48H16ZM33 49H35V48H33ZM43 49H45V48H43ZM64 49V48H63ZM188 49V48H187ZM212 49V48H211ZM223 49V48H222ZM225 49V48H224ZM40 50H41V48H40ZM51 50V49H50ZM53 50V49H52ZM56 50V49H55ZM60 50V49H59ZM103 50V49H102ZM101 50V51H102ZM228 50V49H227ZM249 50V49H248ZM254 50V49H253ZM263 50V49H262ZM261 50V51H262ZM15 51V50H14ZM66 51V50H65ZM64 51V52H65ZM106 51V50H105ZM184 51H185V49H184ZM187 51V50H186ZM209 51V50H208ZM6 52V51H5ZM10 52V51H9ZM47 52V51H46ZM67 52V51H66ZM175 52V51H174ZM181 51H179V53H180ZM189 52V51H188ZM223 52L224 51H222V54H223ZM249 52V51H248ZM248 52H246L245 51V53H248ZM43 53V52H42ZM61 53H63V51L61 52ZM70 53V52H69ZM102 53V52H101ZM155 53H156V51H155ZM154 53V54H155ZM156 53V54H157ZM258 53H260L261 54V52L259 51ZM4 54H6V53H4ZM9 54V53H8ZM11 54V53H10ZM188 54V53H187ZM226 54V53H225ZM224 54V55H225ZM244 54V53H243ZM249 54V53H248ZM103 55V54H102ZM206 55V54H205ZM247 55V54H246ZM7 56V55H6ZM91 56V55H90ZM104 56V55H103ZM208 56H210V54L208 55ZM156 57V56H155ZM171 57H173V56H171ZM178 57V56H177ZM226 57V56H225ZM5 58V57H4ZM16 58H17V56H16ZM16 58H15V60H16ZM21 58V57H20ZM19 58V59H20ZM38 58V57H37ZM61 58V57H60ZM101 58H103V57H101ZM170 58V57H169ZM181 58V57H180ZM206 58V57H205ZM224 58V57H223ZM166 59V58H165ZM164 59V60H165ZM174 59V58H173ZM241 59H243V58H241ZM240 59V60H241ZM251 59V58H250ZM256 59V58H255ZM5 60V59H4ZM36 60V59H35ZM64 60V59H63ZM67 60V59H66ZM87 60V59H86ZM161 60V59H160ZM171 60H172V58H171ZM177 60V59H176ZM204 60V59H203ZM264 60V59H263ZM2 61H3V59H2ZM17 61V60H16ZM38 61V60H37ZM47 61V60H46ZM88 61V60H87ZM100 60H98V62H99ZM158 61V60H157ZM186 61H187V58H186ZM185 61V62H186ZM219 61H221V60H219ZM225 61V60H224ZM8 62V61H7ZM41 62H44V61H42L41 60ZM41 62H38V63H41ZM50 62H51V60H50ZM50 62H49V64H50ZM58 62V61H57ZM56 62V63H57ZM68 62H69V60H68ZM92 62V61H91ZM161 62V61H160ZM177 62H179V61H177ZM226 62V61H225ZM12 63H14V62H12ZM29 63V62H28ZM37 63V64H38ZM61 63H63V62H60V64ZM154 63H155V61H154ZM159 63V62H158ZM163 64H164V62H162ZM189 63V62H188ZM248 63V62H247ZM260 63V62H259ZM10 64V63H9ZM31 64V63H30ZM29 64V65H30ZM32 64H33V62H32ZM48 64V63H47ZM46 64V65H47ZM58 64H59V62H58ZM90 64H92V63H90ZM89 64V65H90ZM95 64V63H94ZM213 64V63H212ZM211 64V65H212ZM257 64V63H256ZM262 64V63H261ZM11 65H13V64H11ZM28 65V64H27ZM38 65H41L42 67L43 66H45L46 67V65H43L42 63L41 64H38ZM38 65H37V67H38ZM51 65H52V62H51ZM57 65V64H56ZM62 65V64H61ZM73 65V64H72ZM86 65V64H85ZM143 65V64H142ZM165 65V64H164ZM205 65H207V64H205ZM209 65H210V62H209ZM210 65V66H211ZM244 65V64H243ZM251 65V64H250ZM4 64L3 63H0V70H2L3 68H4ZM7 66V65H6ZM31 66V65H30ZM35 66V65H34ZM41 66H39L38 68L39 69H42L41 68ZM59 67H60V65H58ZM63 66V65H62ZM61 66V67H62ZM113 66V65H112ZM140 66V65H139ZM162 66V65H161ZM203 66V65H202ZM217 66V65H216ZM47 67H50V69L52 70V68H51V66H48L47 65ZM46 67V68H47ZM68 67V66H67ZM72 67V66H71ZM110 67V66H109ZM116 68H117V70H118V72H120V70H121V68L120 67H118L117 65L115 66ZM121 67L122 68H125V66H122L121 65ZM148 67V66H147ZM205 67V66H204ZM207 67V66H206ZM218 67V66H217ZM225 67V66H224ZM227 67V66H226ZM248 67V66H247ZM252 67V66H251ZM258 67V66H257ZM14 68V67H13ZM20 66H19V70H20ZM31 68H32V66H31ZM31 68H29V66H28V68H27V66H26V68H23L24 70L23 71H19L22 75H25L26 77H28L27 75H29V74H32V73H34V67H33V69H31ZM57 68V67H56ZM56 68H54V69H56ZM91 68V67H90ZM146 68V67H145ZM158 68V67H157ZM161 68V67H160ZM159 68V69H160ZM259 68V67H258ZM49 69V68H48ZM59 69V68H58ZM87 69V68H86ZM115 69V68H114ZM162 69V68H161ZM160 69V70H161ZM175 69L176 70H180L181 69V67H180V64L178 65L176 62H174V60L173 61H170V62H167L166 63V65L164 66V72H165V75H167L168 77H169V75L172 73V71H175ZM185 69V68H184ZM188 69V68H187ZM244 69V68H243ZM256 69V68H255ZM117 70H115V72H117ZM128 70V69H127ZM140 70V69H139ZM143 70H144V68H143ZM150 70V69H149ZM156 70V69H155ZM160 70H159V72H160ZM202 70V69H201ZM221 70V69H220ZM227 70V69H226ZM254 70V69H253ZM17 71H18V69H17ZM38 71V70H37ZM37 71H35V72H37ZM42 71V70H41ZM41 71H38V74H39V72H41ZM56 71H57V69H56ZM85 71V70H84ZM122 71H124V70H122ZM154 71V70H153ZM158 71V70H157ZM182 71V70H181ZM189 71V70H188ZM212 71V70H211ZM49 72H50V70H49ZM106 72V71H105ZM114 72V73H115ZM137 72V71H136ZM57 73V72H56ZM55 73V74H56ZM126 73V72H125ZM140 74H141V71L139 72ZM144 73V72H143ZM156 73V72H155ZM178 73V72H177ZM217 73V72H216ZM255 73V72H254ZM5 74V73H4ZM18 74V73H17ZM108 74V73H107ZM106 74V75H107ZM122 74V73H121ZM145 74V73H144ZM190 74V73H189ZM213 74H214V72H213ZM223 74V73H222ZM248 74V73H247ZM261 74V73H260ZM16 75V74H15ZM37 74H35V76H36ZM66 75V74H65ZM90 75V74H89ZM113 75V74H112ZM115 75V74H114ZM123 75V74H122ZM152 75V74H151ZM253 75V74H252ZM1 76V75H0ZM9 76V75H8ZM31 76V75H30ZM29 76V77H30ZM34 76V77H35ZM41 76V75H40ZM62 76V75H61ZM95 76V75H94ZM118 76H119V74H118ZM164 76V75H163ZM189 76H191V75H189ZM188 76V77H189ZM214 76H215V74H214ZM259 76V75H258ZM264 76V75H263ZM4 77H6V76H4ZM21 77H23V76H21ZM52 77V76H51ZM50 77V78H51ZM63 77V76H62ZM61 77V78H62ZM68 77V76H67ZM88 77V76H87ZM96 77V76H95ZM122 77V76H121ZM131 77V76H130ZM139 77V76H138ZM162 77V76H161ZM167 77V78H168ZM220 77V76H219ZM241 77V76H240ZM257 77V76H256ZM25 78V77H24ZM46 78V77H45ZM76 78V77H75ZM90 78V77H89ZM94 78V77H93ZM112 78V77H111ZM123 78V77H122ZM158 78V77H157ZM242 78V77H241ZM258 78V77H257ZM12 79V78H11ZM18 79V78H17ZM29 79V78H28ZM53 79V78H52ZM52 79H50V80H52ZM54 79H55V77H54ZM59 79V78H58ZM65 79V78H64ZM68 79H70L69 77H68ZM79 79V78H78ZM95 79V78H94ZM114 79V78H113ZM130 79V78H129ZM129 79H127V80H129ZM149 79H150V77H149ZM176 79V78H175ZM179 79V78H178ZM261 79H263V77L261 78L260 77V80ZM2 80V79H1ZM10 80V79H9ZM13 80V79H12ZM21 80H23V79H21ZM25 80V79H24ZM49 80V79H48ZM49 80V81H50ZM56 80H57V77H56ZM66 80V79H65ZM84 80V79H83ZM91 80V79H90ZM140 80V79H139ZM142 80V79H141ZM144 80V79H143ZM171 80V79H170ZM214 80H215V78H214ZM17 81V80H16ZM29 81V80H28ZM28 81L26 82V83H28ZM42 81V80H41ZM60 81H63V80H61L60 79ZM73 81V80H72ZM121 81V80H120ZM145 81V80H144ZM153 81V80H152ZM156 81H158V79L156 80ZM161 81V80H160ZM163 81V80H162ZM169 81V80H168ZM178 81V80H177ZM188 81V80H187ZM221 81V80H220ZM22 82V81H21ZM20 82V83H21ZM30 82V81H29ZM53 82V81H52ZM67 83H68V81H66ZM81 82V81H80ZM85 82V81H84ZM83 82V83H84ZM117 83H118V81H116ZM180 82V81H179ZM208 82V81H207ZM257 82V81H256ZM261 82V81H260ZM259 82V83H260ZM23 83H24V81H23ZM22 83V84H23ZM25 83V84H26ZM40 83V82H39ZM43 83V82H42ZM45 83V82H44ZM47 83V82H46ZM70 83V82H69ZM87 83V82H86ZM122 83V82H121ZM147 83H149V82H147ZM173 83V82H172ZM217 83V82H216ZM36 84V83H35ZM77 84V83H76ZM81 84V83H80ZM88 84V83H87ZM90 84H92V83H90ZM174 84V83H173ZM181 84V83H180ZM201 84V83H200ZM218 84V83H217ZM224 84V83H223ZM261 84V83H260ZM46 85H48V84H46ZM82 85V84H81ZM178 85V84H177ZM216 85V84H215ZM42 85H40V87H41ZM49 86H53L51 83L49 84ZM57 86V85H56ZM99 86H101V85H99ZM133 86H134V84H133ZM169 86V85H168ZM259 86H261V85H259ZM74 87V86H73ZM149 87V86H148ZM159 87V86H158ZM174 87V86H173ZM177 87V86H176ZM186 87V86H185ZM184 87V88H185ZM255 87V86H254ZM34 88V87H33ZM57 88H58V86H57ZM93 88H94V86H93ZM98 88V87H97ZM106 88V87H105ZM123 88V87H122ZM133 88V87H132ZM135 88V87H134ZM161 88V87H160ZM166 88V87H165ZM178 88V87H177ZM204 88H205V86H204ZM208 88V87H207ZM216 88V87H215ZM251 88V87H250ZM36 89V88H35ZM91 89V88H90ZM104 88H101V89H96V92L98 93V94H100V95H102V97H103V99H102V104H100L99 106H98V114H99V112H100V114H103V113H105V108H107V106L109 107V104H107V102H106V100L104 99V98H107V97H109V96H106L107 94H106V92H104V90H103ZM125 89V88H124ZM147 89V88H146ZM172 89V88H171ZM176 89V88H175ZM201 89V88H200ZM211 90H212V88H210ZM257 89V88H256ZM3 90V89H2ZM5 90H6V88H5ZM38 90H39V88H38ZM71 90V89H70ZM109 90V89H108ZM135 90V89H134ZM133 90V91H134ZM143 90V89H142ZM219 90V89H218ZM245 90V89H244ZM243 90V91H244ZM28 91V90H27ZM34 91V90H33ZM75 91V90H74ZM95 91V90H94ZM129 91V90H128ZM138 91V90H137ZM181 91H183V90H181ZM200 91V90H199ZM242 91V90H241ZM2 92V91H1ZM46 92V91H45ZM71 92V91H70ZM88 92V91H87ZM112 92V91H111ZM110 92V93H111ZM122 92V91H121ZM130 92V91H129ZM163 92V91H162ZM168 92V91H167ZM253 92V91H252ZM255 92H256V90H255ZM254 92V93H255ZM33 93V92H32ZM61 93V92H60ZM79 93V92H78ZM89 93V92H88ZM138 93V92H137ZM137 93H135V94H137ZM187 93V92H186ZM195 93V92H194ZM205 93V92H204ZM216 93V92H215ZM222 93H223V91H222ZM25 94V93H24ZM185 94V93H184ZM200 94V93H199ZM208 94V93H207ZM226 94V93H225ZM241 94H243V93H241ZM252 94V93H251ZM250 94V95H251ZM17 95V94H16ZM99 95V96H100ZM117 95H118V93H117ZM130 95V94H129ZM142 95V94H141ZM175 95V94H174ZM211 95V94H210ZM223 95H224V93H223ZM256 95H257V93H256ZM2 96V95H1ZM5 96V95H4ZM3 96V97H4ZM9 96V95H8ZM30 96V95H29ZM89 96V95H88ZM112 96V95H111ZM127 96V95H126ZM194 96V95H193ZM207 96V95H206ZM227 96V95H226ZM232 96V95H231ZM255 96V95H254ZM260 96V95H259ZM2 97V98H3ZM21 97H22V95H21ZM32 97V96H31ZM66 97V96H65ZM73 97V96H72ZM96 97V96H95ZM116 97V96H115ZM119 97V96H118ZM129 97V96H128ZM146 97V96H145ZM188 97V96H187ZM202 97V96H201ZM204 97V96H203ZM217 97V96H216ZM240 97V96H239ZM20 98V97H19ZM24 98V97H23ZM30 98V97H29ZM63 98H64V96H62V95H60L59 97H58V100H56V101H52V100H49V99H45V101H46V103L47 104H49L48 106L46 105L45 107H43L42 106V108H40L39 110H41V109H44V108H47V110L48 109H50L51 111H53V112H56L57 114H59V115H61V116H64V118L66 119V117H68L69 118V115L70 114H73V112L76 110L75 108H76V106H73V105H63V103L64 102H62V101H64L63 100ZM90 98V97H89ZM140 98H141V96H140ZM151 98H152V96H151ZM155 98V97H154ZM164 98V97H163ZM184 98V97H183ZM207 98V97H206ZM226 98V97H225ZM230 98V97H229ZM117 99V98H116ZM126 99V98H125ZM173 99V98H172ZM199 99V98H198ZM202 99V98H201ZM208 99V98H207ZM235 99V98H234ZM243 99V98H242ZM256 99V98H255ZM254 99V100H255ZM261 99V98H260ZM15 100V99H14ZM31 100V99H30ZM108 100V99H107ZM121 100V99H120ZM119 100V101H120ZM129 100V99H128ZM138 100V99H137ZM168 100V99H167ZM203 100H204V98H203ZM216 100V99H215ZM262 100V99H261ZM11 101V100H10ZM117 101V100H116ZM145 101V100H144ZM176 101V100H175ZM213 101V100H212ZM240 101V100H239ZM16 102V101H15ZM70 102V101H69ZM155 102H157V101H155ZM173 102V101H172ZM171 102V103H172ZM184 102V101H183ZM238 102V101H237ZM240 102H243V101H240ZM247 102H249V101H247ZM10 103V102H9ZM26 103V102H25ZM41 103V102H40ZM45 103V104H46ZM126 103V102H125ZM133 103V102H132ZM180 103V102H179ZM181 103H182V101H181ZM188 103H189V100H188ZM191 103V102H190ZM189 103V104H190ZM226 103V102H225ZM233 103V102H232ZM264 103V102H263ZM14 104V103H13ZM38 104V103H37ZM112 104V103H111ZM119 104V103H118ZM177 104V103H176ZM208 104V103H207ZM235 104V103H234ZM237 104V103H236ZM238 104H240V103H238ZM245 104H246V102H245ZM253 104V103H252ZM251 104V105H252ZM255 104V103H254ZM11 105H12V102H11ZM79 105V104H78ZM113 105H115V104H113ZM168 105V104H167ZM166 105V106H167ZM191 105V104H190ZM204 105V104H203ZM206 105V104H205ZM212 105H213V103H212ZM215 105V104H214ZM225 105H228V104H225ZM230 105H232V104H230ZM230 105H228V106H230ZM247 105H249V104H247ZM246 105V106H247ZM262 105V104H261ZM260 105V106H261ZM84 106V105H83ZM87 106V105H86ZM124 106V105H123ZM184 106H186V105H184ZM189 106V105H188ZM199 106V105H198ZM222 106V105H221ZM220 105H219V107H221ZM227 106V107H228ZM234 105H232L231 107H233ZM236 106V105H235ZM21 106H5V108H7V109H5L4 111L6 112V116H2V117H4L5 118V121H6V123H8V124H10L11 123V121H13L14 119H13V115H15V114H17V112H19V111H17V110H19V108H20ZM31 107H32V105H31ZM78 107V106H77ZM211 107V106H210ZM213 107V106H212ZM226 107V108H227ZM251 108L253 107L254 108V106H250ZM263 107V106H262ZM3 108V107H2ZM112 108V107H111ZM114 108V107H113ZM164 108V107H163ZM174 108V107H173ZM181 108H183V104H182V107ZM192 108V107H191ZM214 108L215 107H213V110H214ZM218 107H216V109H217ZM222 108H224L225 109V107H222ZM238 108H239V106H238ZM249 108V107H248ZM257 108V107H256ZM260 108V107H259ZM264 108V107H263ZM156 109V108H155ZM185 109H186V107H185ZM202 109V108H201ZM204 109V108H203ZM209 109V108H208ZM211 109V108H210ZM220 109V108H219ZM245 109V108H244ZM261 109V108H260ZM3 110V109H2ZM1 110V111H2ZM38 110V111H39ZM79 110V109H78ZM77 110V111H78ZM157 110V109H156ZM190 110V109H189ZM228 110H229V108H228ZM231 110V109H230ZM234 110H235V108H234ZM250 110V109H249ZM254 110H256V109H254ZM76 111V112H77ZM89 110H87L86 112H88ZM165 111H167V110H165ZM211 111H212V109H211ZM227 111V110H226ZM251 111V110H250ZM44 112H46V111H44ZM84 112H85V110H84ZM85 112V113H86ZM109 112V111H108ZM126 112V111H125ZM149 112V111H148ZM163 111L161 110V113H162ZM189 112H192V111H189ZM210 112V111H209ZM213 112V111H212ZM215 112V111H214ZM220 112V111H219ZM233 112V111H232ZM246 112V111H245ZM256 112H259V111H256ZM24 115H25V118L27 119L28 117H29V119L30 118H32L33 117V119H35V120H37V119H39V117L40 116H32L31 115V113H29V111H26V110H24V112H22ZM47 113V112H46ZM45 113V114H46ZM161 113H160V115H161ZM166 113V112H165ZM172 113V112H171ZM208 113V112H207ZM223 113V112H222ZM227 114H228V112H226ZM254 113V112H253ZM1 114V113H0ZM54 114V113H53ZM84 114V113H83ZM82 114V115H83ZM90 114V113H89ZM156 114H158V113H156ZM168 114V113H167ZM202 114H204V113H202ZM227 114H225V115H227ZM258 114H260V113H258ZM263 114H264V112H263ZM2 115V114H1ZM0 115V116H1ZM47 115V114H46ZM74 115H77V114H74ZM79 115V114H78ZM88 115V114H87ZM90 115H92V114H90ZM124 115V114H123ZM171 115V114H170ZM216 115V114H215ZM20 116V115H19ZM18 116V117H19ZM45 116V115H44ZM43 116V117H44ZM49 116H51V115H49ZM71 116V115H70ZM80 116V115H79ZM126 116V115H125ZM124 116V117H125ZM158 116V115H157ZM191 116V115H190ZM195 116V115H194ZM201 116V115H200ZM218 116V115H217ZM220 116H221V114H220ZM231 116V115H230ZM263 116V115H262ZM74 117V116H73ZM80 117H82V116H80ZM93 117V116H92ZM156 117V116H155ZM171 117V116H170ZM224 117V116H223ZM254 117H256L255 115H254ZM20 118V117H19ZM46 118V117H45ZM48 118V117H47ZM59 118V117H58ZM72 118V117H71ZM84 118V117H83ZM86 118H88V116L86 117ZM100 118V117H99ZM118 118V117H117ZM116 118V119H117ZM123 118V117H122ZM129 118V117H128ZM201 118V117H200ZM203 118V117H202ZM206 118V117H205ZM220 118V117H219ZM226 118V117H225ZM237 118V117H236ZM264 118V117H263ZM49 119V118H48ZM47 119V120H48ZM55 119V118H54ZM63 119V118H62ZM75 119V118H74ZM82 119V118H81ZM108 119H109V117H108ZM120 119V118H119ZM162 119V118H161ZM185 119V118H184ZM198 119V118H197ZM210 119V118H209ZM255 119V118H254ZM53 120V119H52ZM60 120V119H59ZM64 120V119H63ZM107 120V119H106ZM118 120V119H117ZM133 119H131V121H132ZM156 120V119H155ZM154 120V121H155ZM167 120V119H166ZM170 120V119H169ZM200 120V119H199ZM226 120V119H225ZM248 120H250V119H248ZM248 120L246 121V119H245V122L246 123H248ZM253 120V119H252ZM252 120H250V121H252ZM260 120V119H259ZM264 120V119H263ZM17 121V120H16ZM30 121H31V119H30ZM40 121H42V120H40ZM68 121V120H67ZM66 121V122H67ZM74 121H78V120H74ZM82 121H84L83 119H82ZM86 121H87V119H86ZM99 121V120H98ZM101 121V120H100ZM105 121V120H104ZM218 121H220V120H218ZM236 121L238 122V119H236ZM244 121V120H243ZM254 121V120H253ZM257 121V120H256ZM18 122V121H17ZM20 122V121H19ZM102 122H103V120H102ZM110 122V121H109ZM119 122V121H118ZM122 122V121H121ZM148 122V121H147ZM189 122V121H188ZM206 122V121H205ZM227 122V121H226ZM230 122V121H229ZM264 122V121H263ZM13 123V122H12ZM40 123V122H39ZM38 123V124H39ZM64 123H65V120H64ZM75 123V122H74ZM80 123V122H79ZM82 123V122H81ZM123 123V122H122ZM121 123V124H122ZM128 123V122H127ZM158 123H160V122H158ZM213 123V122H212ZM218 123V122H217ZM220 123V122H219ZM239 123H241V121L240 122H238V125H239ZM255 123V125H256V123L257 122H254ZM5 124V123H4ZM37 124V123H36ZM57 124V123H56ZM84 124V123H83ZM82 124V125H83ZM92 124H94V123H92ZM115 124V126H116V124L117 123H114ZM201 124V123H200ZM225 124V123H224ZM232 123H230L229 125H231ZM233 124H235V126H236V122L235 123H233ZM249 124V123H248ZM96 125V124H95ZM100 125V124H99ZM213 125V124H212ZM223 125V124H222ZM227 125V124H226ZM241 125H242V123H241ZM253 125V124H252ZM262 129H264V123H259L258 124ZM26 126V125H25ZM28 126V125H27ZM26 126V127H27ZM30 126V125H29ZM33 126V125H32ZM41 126V125H40ZM60 126V125H59ZM63 126V125H62ZM79 126V125H78ZM86 126V125H85ZM114 126V127H115ZM121 126V125H120ZM151 126H153V125H151ZM205 126V125H204ZM234 126V125H233ZM12 127V126H11ZM25 127V128H26ZM81 127V126H80ZM90 128V126H88L87 125V128ZM98 127V126H97ZM103 127H105V125L103 126ZM112 127V126H111ZM118 127V126H117ZM126 127V126H125ZM144 127H145V125H144ZM154 127V126H153ZM194 127H195V125H194ZM208 127H209V125H208ZM221 127V126H220ZM227 127V126H226ZM225 127V125H224V128H226ZM231 127V126H230ZM240 127V126H239ZM257 127V125L255 126V128ZM20 128V127H19ZM25 128L23 129V130H25ZM31 128V127H30ZM35 128H37V125H36V127ZM62 128V127H61ZM100 128H101V126H100ZM108 128V127H107ZM116 128V127H115ZM128 128V127H127ZM158 128H159V126H158ZM201 128V127H200ZM204 128V127H203ZM232 128V127H231ZM238 128V127H237ZM243 128V127H242ZM251 125H246L245 126V130H246V133H251L250 132V130H251ZM258 128V127H257ZM8 129V128H7ZM31 129H34V128H31ZM31 129L29 130V131H31ZM50 129V128H49ZM53 129H54V127H53ZM53 129H51V130H49V131H52L53 132ZM65 129V128H64ZM123 129V128H122ZM196 129V128H195ZM235 129V128H234ZM240 130H242L241 128H239ZM243 129V130H244ZM259 129V128H258ZM15 130V129H14ZM22 130V131H23ZM35 130V129H34ZM33 130V131H34ZM38 130V129H37ZM84 130H85V127H84ZM83 130V131H84ZM117 130V129H116ZM120 130V129H119ZM125 130V129H124ZM149 130V129H148ZM154 130H155V128H154ZM173 130V129H172ZM187 130V129H186ZM219 130V129H218ZM229 130V129H228ZM233 130V129H232ZM236 130H238V129H236ZM240 130H239V132H240ZM7 131H9V130H7ZM21 131V132H22ZM32 131V132H33ZM64 131V130H63ZM90 131V130H89ZM93 131V130H92ZM152 131H153V129H152ZM182 131V130H181ZM194 131V130H193ZM227 131V130H226ZM259 131V130H258ZM27 132V131H26ZM31 132V133H32ZM62 132V131H61ZM60 132V133H61ZM103 132V131H102ZM125 132V131H124ZM183 132V131H182ZM192 132V131H191ZM234 132V131H233ZM256 132V131H255ZM14 133V132H13ZM16 133V132H15ZM35 133V132H34ZM46 133V132H45ZM44 133V134H45ZM59 133V134H60ZM148 133V132H147ZM156 133V132H155ZM185 133V132H184ZM203 133H205V132H203ZM208 133H209V131H208ZM207 133V134H208ZM261 133H262V131H261ZM264 133V132H263ZM62 134V133H61ZM86 134V133H85ZM118 134V133H117ZM133 134V133H132ZM140 134V133H139ZM145 134V133H144ZM168 134V133H167ZM186 134V133H185ZM210 134V133H209ZM235 134V133H234ZM237 134V133H236ZM245 134V133H244ZM254 134H256V133H254L253 132V136H254ZM259 134V136L258 137H260V133H258ZM8 135H10V134H8ZM20 135V134H19ZM22 135V134H21ZM37 135V134H36ZM35 135V136H36ZM43 135V134H42ZM48 135V134H47ZM46 135V136H47ZM53 135V134H52ZM57 135V134H56ZM82 135V134H81ZM80 135V137H82ZM166 135V134H165ZM171 135V134H170ZM175 135V134H174ZM179 135H181V134H179ZM218 135V134H217ZM240 135H242L241 133H240ZM250 135H252V134H250ZM250 135H248L249 137H250ZM14 136H15V134H14ZM34 136V135H33ZM38 136V135H37ZM39 136H40V134H39ZM55 136V135H54ZM86 136V135H85ZM134 136V135H133ZM141 136V135H140ZM168 136V135H167ZM172 136V135H171ZM183 136V135H182ZM185 136V135H184ZM192 136V135H191ZM207 136V135H206ZM205 136V137H206ZM256 136V135H255ZM261 136H262V134H261ZM22 137V136H21ZM50 137V136H49ZM73 137V136H72ZM93 137V136H92ZM158 137V136H157ZM232 137V136H231ZM236 137V136H235ZM234 137V138H235ZM247 137V136H246ZM258 137H257V139H258ZM15 138V137H14ZM27 138V137H26ZM31 138V137H30ZM42 138H43V136H42ZM169 138V137H168ZM167 138V139H168ZM175 138H176V136H175ZM219 138V137H218ZM248 138V137H247ZM251 138V137H250ZM262 139L264 138V137H261ZM36 139H38V137L36 138ZM52 139V138H51ZM55 139V138H54ZM64 139V138H63ZM104 139V138H103ZM126 139H127V137H126ZM139 139V138H138ZM144 139V138H143ZM156 139V138H155ZM179 139V138H178ZM193 139V138H192ZM216 139V138H215ZM233 139V138H232ZM239 139V138H238ZM242 139H243V136H242ZM249 139V138H248ZM254 139H256L255 137H254ZM21 140V139H20ZM44 140V139H43ZM47 140V139H46ZM49 140V139H48ZM57 140V139H56ZM151 140V139H150ZM149 140V141H150ZM191 140V139H190ZM206 140H207V138H206ZM214 140V139H213ZM251 140H253V138L251 139ZM250 140V141H251ZM16 141V140H15ZM31 141V140H30ZM29 141V142H30ZM51 141V140H50ZM136 141H137V139H136ZM146 141H148V140H146ZM148 141V142H149ZM152 141V140H151ZM249 141V142H250ZM259 141V140H258ZM264 141V139L262 140V142ZM9 142V141H8ZM23 142H24V138H23ZM41 142H42V140H41ZM48 142V141H47ZM53 142H54V140H53ZM56 142V141H55ZM107 142V141H106ZM138 142H139V140H138ZM137 142V143H138ZM169 142V141H168ZM176 142H178V140L176 141ZM202 142V141H201ZM212 142H214V141H212ZM236 142V141H235ZM238 142V141H237ZM242 142V141H241ZM252 142V141H251ZM254 142V141H253ZM12 143H13V141H12ZM15 143H17V142H15ZM21 143V142H20ZM35 143V142H34ZM132 143H134V142H132ZM147 143V142H146ZM198 143V142H197ZM211 143V142H210ZM258 143H261V142H258ZM6 144V143H5ZM18 144V143H17ZM32 144V143H31ZM45 144V143H44ZM83 144V143H82ZM135 144V143H134ZM133 144V145H134ZM139 144H141V143H139ZM153 144V143H152ZM203 144V143H202ZM225 144V143H224ZM9 145V144H8ZM22 145V144H21ZM90 145H91V143H90ZM99 145V144H98ZM144 145H147V144H144ZM165 145H166V143H165ZM200 145V144H199ZM261 145V144H260ZM260 145H258V146H260ZM0 146H1V144H0ZM7 146V145H6ZM11 145H9V147H10ZM13 146V145H12ZM27 146V145H26ZM51 146V145H50ZM141 146V145H140ZM139 146V147H140ZM167 146V145H166ZM165 146V147H166ZM174 146V145H173ZM197 146V145H196ZM203 146V145H202ZM222 146V145H221ZM262 146V145H261ZM14 147H16V146H14ZM39 147V146H38ZM91 147V146H90ZM148 147V146H147ZM205 147H206V145H205ZM232 147V146H231ZM243 147V146H242ZM45 148V147H44ZM105 148V147H104ZM135 148V147H134ZM155 148V147H154ZM167 148V147H166ZM165 148V149H166ZM197 148V147H196ZM213 148V147H212ZM218 148V147H217ZM233 148V147H232ZM237 148V147H236ZM261 148V147H260ZM259 148V149H260ZM0 149H2V148H0ZM3 149H4V147H3ZM8 149V148H7ZM6 149V151H8ZM29 149H30V147H29ZM34 149V148H33ZM38 149V148H37ZM85 149V148H84ZM89 149V148H88ZM100 149V148H99ZM101 149H103V148H101ZM100 149V150H101ZM133 149V148H132ZM140 149V148H139ZM205 149H207V148H205ZM264 149V148H263ZM27 150V149H26ZM25 148L24 147H22V146H18L17 147V149H16V151L14 152V153H12L13 154V156H12V160H16L17 158L16 157H18V159L16 160V161H14V163L13 162H11L12 164H10L9 163V161L7 160V159H4L3 158V160H1L0 159V182H2V188L4 189V190H6V192L4 193V194H1V197H3V198H6V199H9V198H11L12 199V197H14V196H17L18 194L16 193V192H14V191H12V190H9V184H11L10 182H12V180L10 181V179H13V178H11V176H10V172L11 171H15L14 173V175H16V177H17V181L19 182V183H22L24 186L23 187H25L26 189H31L32 188V186L33 185H36V186H40L41 184L43 185V179H42V176H40L39 175V171L38 172H36V171H31L30 170V172H27V165H26V163H25V159H24V157H25ZM46 150V149H45ZM92 150V149H91ZM95 150V149H94ZM233 150V149H232ZM34 151V150H33ZM39 151V150H38ZM42 151V150H41ZM40 151V152H41ZM106 151V150H105ZM169 151V150H168ZM170 151H171V146H170ZM197 151H200V150H198L197 149ZM202 151H203V149H202ZM205 151V150H204ZM212 151H213V149H212ZM219 151H220V149H219ZM229 152H230V150H228ZM244 151V150H243ZM255 151V150H254ZM264 151V150H263ZM36 152H37V150H36ZM61 152V151H60ZM145 152V151H144ZM162 152V151H161ZM165 152V151H164ZM201 152V151H200ZM214 152H216V151H213V153ZM217 152H218V150H217ZM242 152V151H241ZM250 152H252V150L250 151ZM102 153V152H101ZM100 153V154H101ZM132 153V152H131ZM139 153V152H138ZM181 153V152H180ZM183 153V152H182ZM193 153V152H192ZM194 153H195V151H194ZM258 153V152H257ZM264 152H262V154H263ZM10 154V153H9ZM61 154V153H60ZM98 154V153H97ZM104 154V153H103ZM111 154V153H110ZM158 154H160V153H158ZM184 154V153H183ZM208 154V153H207ZM215 154V153H214ZM219 154L221 155V153L219 152ZM228 154V153H227ZM241 154V153H240ZM242 154H243V152H242ZM47 156H48V154H46ZM106 155V154H105ZM104 155V156H105ZM108 155H109V153H108ZM107 155V156H108ZM127 155V154H126ZM145 155V154H144ZM162 155H164V154H162ZM173 155V154H172ZM181 155V154H180ZM192 155V154H191ZM195 155V154H194ZM217 155V154H216ZM231 155H233V154H231ZM235 155V154H234ZM244 155V154H243ZM3 156V155H2ZM10 156V155H9ZM40 156V155H39ZM103 156V157H104ZM136 156V155H135ZM156 156H157V154H156ZM179 156V155H178ZM182 156H184V155H182ZM219 156V155H218ZM222 156V155H221ZM224 156V155H223ZM228 156V155H227ZM239 156V155H238ZM6 157H8V156H6ZM11 157V156H10ZM119 157V156H118ZM157 157H159V155L157 156ZM177 157V156H176ZM197 157H199V156H197ZM200 157H202V156H200ZM206 157V156H205ZM210 157V156H209ZM233 157V156H232ZM231 157V158H232ZM239 157H241V156H239ZM252 157V156H251ZM261 157V156H260ZM264 157V156H263ZM105 158V157H104ZM113 158V157H112ZM121 158V157H120ZM152 158V157H151ZM150 158V159H151ZM221 158V157H220ZM246 158V157H245ZM258 158V157H257ZM106 159H108V158H106ZM105 159V160H106ZM116 159V158H115ZM135 159H136V157H135ZM140 159V158H139ZM144 159H146V158H144ZM144 159H142V161L144 160ZM147 159H148V157H147ZM156 159V158H155ZM155 159H153V160H155ZM162 159V158H161ZM164 159V158H163ZM173 159V158H172ZM196 159V158H195ZM213 160H214V158H212ZM239 159V158H238ZM111 160V159H110ZM119 160V159H118ZM152 160V159H151ZM171 160V159H170ZM193 160V159H192ZM201 160H204L203 158L201 159ZM207 160V159H206ZM205 160V163L206 162H208V161H206ZM220 160V159H219ZM218 160V161H219ZM229 160V159H228ZM227 160V161H228ZM232 160V159H231ZM241 160H243V159H241ZM102 161V160H101ZM100 161V162H101ZM114 161V160H113ZM116 161V160H115ZM174 161V160H173ZM172 161V162H173ZM216 161V160H215ZM222 161V160H221ZM257 161V160H256ZM260 161V160H259ZM27 162V161H26ZM123 162H126L125 160L123 161ZM153 162V161H152ZM156 162V161H155ZM171 162V161H170ZM191 162V161H190ZM231 162H233V161H231ZM244 162H246V161H244ZM96 163V162H95ZM94 163V164H95ZM118 163V162H117ZM129 163V162H128ZM140 163V162H139ZM146 163V162H145ZM169 163V162H168ZM178 163V162H177ZM189 163V162H188ZM210 163V162H209ZM216 163H217V161H216ZM251 163V162H250ZM90 164V163H89ZM98 164V163H97ZM114 164V163H113ZM123 164V163H122ZM126 164V163H125ZM133 164V163H132ZM172 164H174V163H172ZM171 164V165H172ZM181 164V163H180ZM192 164H194V162L192 163ZM225 164H226V162H225ZM230 164V163H229ZM239 164V163H238ZM243 164V163H242ZM246 164V163H245ZM244 164V165H245ZM252 164V163H251ZM34 165V164H33ZM76 165V164H75ZM100 165V164H99ZM117 165V164H116ZM142 165V164H141ZM168 165V164H167ZM171 165H170V167H171ZM197 165V164H196ZM211 165V164H210ZM217 165V164H216ZM42 166V165H41ZM60 166V165H59ZM107 166V165H106ZM125 166V165H124ZM134 166H136V165H134ZM150 166V165H149ZM169 166V165H168ZM185 166V165H184ZM205 165H203V167H204ZM212 166V165H211ZM219 167H220V165H218ZM229 166V165H228ZM254 166V165H253ZM258 166V165H257ZM89 167V166H88ZM138 167H139V165H138ZM142 167V166H141ZM144 167V166H143ZM154 166H152V168H153ZM169 167V168H170ZM213 167V166H212ZM216 167V166H215ZM223 167V166H222ZM246 167V166H245ZM67 168V167H66ZM78 168V167H77ZM81 168V167H80ZM97 168V167H96ZM102 168V167H101ZM116 168H118V167H116ZM125 168V167H124ZM131 168V167H130ZM146 168V167H145ZM155 168V167H154ZM190 168V167H189ZM198 168V167H197ZM206 168V167H205ZM214 168V167H213ZM217 168V167H216ZM242 169H244L243 167H241ZM260 168V167H259ZM70 169V168H69ZM88 169V168H87ZM99 169V168H98ZM97 169V170H98ZM133 169H134V167H133ZM140 169V168H139ZM151 168H149V170H150ZM156 169H157V167H156ZM160 169V171H161V168H159ZM173 169H174V167H173ZM187 169V168H186ZM224 169V168H223ZM230 169V168H229ZM240 169V168H239ZM247 169V168H246ZM249 169V168H248ZM253 169V168H252ZM251 169V170H252ZM143 170H145L146 171V169H143ZM152 170V169H151ZM154 170V169H153ZM177 170H179V169H177ZM204 170V169H203ZM219 170V169H218ZM257 170V169H256ZM52 171V172H51ZM51 171H50V173H49V176H50V178H52V177H54V176H56V175H54L55 173H59L58 172V166L57 167H54L53 169H51ZM95 171V170H94ZM99 171V170H98ZM104 171V170H103ZM112 171V170H111ZM116 171V170H115ZM132 171V170H131ZM141 171V170H140ZM139 171V172H140ZM160 171H158V173H160L161 174V172ZM188 170H186V172H187ZM223 171V170H222ZM224 171H225V169H224ZM41 172V171H40ZM61 172V171H60ZM93 172V171H92ZM117 172V171H116ZM147 172V171H146ZM145 172V173H146ZM165 172V171H164ZM169 172V171H168ZM200 172V171H199ZM209 172V171H208ZM242 172V171H241ZM248 172V171H247ZM249 172H250V170H249ZM70 173V172H69ZM134 173V172H133ZM141 173V172H140ZM149 173V172H148ZM153 173V172H152ZM157 173V172H156ZM163 173V172H162ZM189 173V172H188ZM195 173V172H194ZM216 173V172H215ZM218 173V172H217ZM223 173V172H222ZM226 173H227V171H226ZM254 173V172H253ZM46 174V173H45ZM63 174V173H62ZM67 174V173H66ZM113 174H114V172H113ZM118 174V173H117ZM143 174V173H142ZM160 174H158V175H160ZM169 174V173H168ZM167 174V175H168ZM229 174V173H228ZM43 175V174H42ZM54 175V176H53ZM74 175V174H73ZM100 175V174H99ZM144 175V174H143ZM149 175V174H148ZM171 175V174H170ZM202 175V174H201ZM204 175V174H203ZM222 175V174H221ZM226 175V174H225ZM225 175L223 176V177H225ZM242 175V174H241ZM246 175V174H245ZM253 175V174H252ZM252 175H251V177H252ZM47 176V175H46ZM77 178H82L81 180H83V179H85V180H87V179H93V177H96V175L95 176H93L92 175V173H90L89 171H86V170H83V171H79L78 172V174H76L75 175ZM75 176H73L74 177V180H75ZM111 176H113V175H111ZM111 176L109 175V176H106V179H103V180H105V182H106V184H104V188L103 189H110L111 187H112V185L110 184V182H111ZM138 176V175H137ZM147 176V175H146ZM145 175H144V177H146ZM151 176V175H150ZM161 176H163V175H161ZM178 176V175H177ZM184 176V175H183ZM195 176V175H194ZM199 176V175H198ZM232 176V175H231ZM240 176V175H239ZM100 177V176H99ZM105 177V176H104ZM135 177V176H134ZM133 177V178H134ZM152 177V176H151ZM157 177V176H156ZM186 177V176H185ZM196 177V176H195ZM203 177V176H202ZM201 177V178H202ZM205 177V176H204ZM247 177H248V175H247ZM120 179H121V177H119ZM136 178V177H135ZM139 178V177H138ZM142 178V177H141ZM147 178H148V176H147ZM146 178V179H147ZM162 178V177H161ZM179 178H180V176H179ZM184 178V177H183ZM182 178V179H183ZM230 178V177H229ZM249 178H250V176H249ZM116 179H118L117 177H116ZM115 179V180H116ZM128 179V178H127ZM144 179V178H143ZM160 179V178H159ZM178 179V178H177ZM215 179V178H214ZM221 179V178H220ZM239 179H240V177H239ZM242 179V178H241ZM244 179H246V178H244ZM243 179V180H244ZM16 180V179H15ZM114 180V179H113ZM138 180V179H137ZM158 180V179H157ZM162 180V179H161ZM161 180H159V181H161ZM186 180V179H185ZM237 180V179H236ZM253 182L255 183V185L252 187L253 189L254 188H259L260 190H262V189H264V162H263V164H262V166H261V168L260 169H258V172H256L255 174H254V176H253ZM45 182H47L46 181V178H45V180H44ZM56 181V180H55ZM72 181V180H71ZM89 181V180H88ZM91 181V180H90ZM96 181V180H95ZM94 181V182H95ZM131 181V180H130ZM130 181L129 182H127L128 184L130 183ZM133 181V180H132ZM169 181V180H168ZM176 181V180H175ZM180 181H183V180H180ZM194 181V180H193ZM231 181V180H230ZM16 182V181H15ZM73 182V181H72ZM81 183H82V181H80ZM86 182V181H85ZM93 182V183H94ZM122 183H123V181H121ZM141 182V181H140ZM147 182V181H146ZM158 182V181H157ZM163 181H161V183H162ZM211 182V181H210ZM222 182V181H221ZM237 182V181H236ZM246 182V181H245ZM12 183H14V182H12ZM49 183H50V181H49ZM67 183V182H66ZM79 183V182H78ZM132 183V182H131ZM218 183V182H217ZM248 183V182H247ZM16 184V183H15ZM14 184V185H15ZM21 184V185H22ZM84 184V183H83ZM101 184V183H100ZM118 184V183H117ZM120 184V183H119ZM124 184V183H123ZM133 184V183H132ZM131 184V185H132ZM145 183H143V185H144ZM150 184V183H149ZM160 184V183H159ZM176 184V183H175ZM203 184V183H202ZM229 184V183H228ZM236 184V183H235ZM50 185V184H49ZM76 185V184H75ZM80 185V184H79ZM127 185V184H126ZM126 185H124V186H126ZM136 185V184H135ZM156 185V184H155ZM161 185V184H160ZM200 185V184H199ZM66 186V185H65ZM77 186H78V184H77ZM99 186L100 185H92L91 184V186L90 187H88L87 189H83V188H85V187H83L81 190L79 189H73V190H69V192H68V195L66 196V200H67V202L68 203H70V204H72V205H70V207H69V205H67L68 207H65V208H63L62 210H64V211H66L67 212V215L68 216H70L71 218H77L74 214H77L76 212H80V209H79V207L80 206H82V204L84 203V201L86 200V202H88V203H90V204H93V199L97 196V191L100 189L99 188ZM119 186V185H118ZM130 186V185H129ZM151 186V185H150ZM162 186V185H161ZM174 186V185H173ZM179 186V185H178ZM177 186V187H178ZM223 187H224V185H222ZM234 186V185H233ZM247 186V185H246ZM245 186V187H246ZM10 187H11V185H10ZM17 187V186H16ZM42 187V186H41ZM41 187H40V189H41ZM46 187H47V184H46ZM45 187V188H46ZM49 187V186H48ZM53 187H55V186H53ZM63 187V186H62ZM67 187V186H66ZM70 187V186H69ZM82 187V186H81ZM115 187V186H114ZM120 187H121V185H120ZM146 187V186H145ZM144 187V188H145ZM175 187V186H174ZM174 187H171L172 189L174 188ZM180 187H182V186H180ZM179 187V188H180ZM214 187V186H213ZM239 187V186H238ZM240 187H241V185H240ZM244 187V186H243ZM250 187V186H249ZM1 188V189H2ZM8 188V189H7ZM14 188H15V186H14ZM21 188V187H20ZM20 188L18 189V190H20ZM37 188V187H36ZM44 188V187H43ZM73 188V187H72ZM77 188V187H76ZM135 188V187H134ZM137 188H139V187H137ZM143 188V189H144ZM148 188V187H147ZM158 188V187H157ZM162 188V187H161ZM209 188V187H208ZM218 188V187H217ZM226 188H228V187H226ZM233 188V187H232ZM262 188V189H261ZM11 189V188H10ZM69 189V188H68ZM140 189H141V187H140ZM167 189V188H166ZM186 189V188H185ZM251 189V188H250ZM252 189V190H253ZM4 190H3V192H4ZM22 190V189H21ZM33 190V189H32ZM61 190H62V188H61ZM60 190V191H61ZM116 190V189H115ZM137 190V189H136ZM148 190V189H147ZM155 190V189H154ZM159 190H160V188H159ZM164 190V189H163ZM211 190V189H210ZM220 190V189H219ZM231 190V189H230ZM234 190V189H233ZM35 191V190H34ZM63 191V190H62ZM67 191V190H66ZM106 191V190H105ZM110 191V190H109ZM125 191V190H124ZM145 191H146V189H145ZM161 191V190H160ZM159 191V192H160ZM177 191V190H176ZM206 191V190H205ZM229 191V190H228ZM232 191V190H231ZM263 192H261L260 194H251V193H246L247 194V196H239L238 195V197H240L242 200L244 199V200H248V198H250V196H251V199H253L255 196H257L258 197V195H264V190H262ZM19 192V191H18ZM27 192H29V191H27ZM26 192V193H27ZM37 192V191H36ZM39 192V191H38ZM47 192V191H46ZM53 192H54V190H53ZM59 192V191H58ZM57 192V193H58ZM133 192V191H132ZM136 192V191H135ZM152 192V191H151ZM154 192V191H153ZM162 192H164V193H166L165 191H162ZM174 192V191H173ZM211 192H212V190H211ZM227 192V191H226ZM34 193V192H33ZM42 193V192H41ZM45 193V192H44ZM52 193V192H51ZM55 193V192H54ZM116 193V192H115ZM114 193V194H115ZM126 193V192H125ZM138 193V192H137ZM149 193V192H148ZM156 192H154V194H155ZM163 193V194H164ZM185 193V192H184ZM206 193V192H205ZM204 193V194H205ZM218 193V192H217ZM220 193V192H219ZM230 193V192H229ZM23 194V193H22ZM27 194H29L30 195V192L29 193H27ZM27 194H24L25 196L27 195ZM37 194V193H36ZM39 194V193H38ZM135 194V193H134ZM140 194V193H139ZM145 194V193H144ZM144 194L141 196V197H143L144 196ZM173 194V193H172ZM177 194V193H176ZM180 194V193H179ZM3 195V196H2ZM28 195V197H30ZM46 195V194H45ZM55 195V194H54ZM58 195H59V193H58ZM157 195H159V193L157 194ZM156 195V196H157ZM161 195V194H160ZM159 195V196H160ZM169 195V194H168ZM22 196V195H21ZM52 196V195H51ZM62 196H64L63 195V193H62ZM61 196V197H62ZM113 196V195H112ZM127 196V195H126ZM134 196V195H133ZM149 196V195H148ZM152 196V195H151ZM156 196H155V198H156ZM162 196V195H161ZM166 196V195H165ZM187 196V195H186ZM191 196V195H190ZM231 195H229V197H230ZM34 197H35V195H34ZM43 197V196H42ZM60 197V198H61ZM107 197V196H106ZM122 197V196H121ZM139 197V196H138ZM145 197V196H144ZM158 197V196H157ZM171 197V196H170ZM192 197V196H191ZM202 197H204V196H202ZM212 197V196H211ZM216 197V196H215ZM225 197V196H224ZM19 198V197H18ZM44 198H46V197H44ZM55 198V197H54ZM59 198V197H58ZM104 198V197H103ZM133 198V200H134V198L135 197H132ZM153 198V197H152ZM151 198V199H152ZM162 198H163V196H162ZM176 198V197H175ZM189 198V197H188ZM188 198H187V200H188ZM193 198V197H192ZM233 198H235V197H233ZM240 198L238 199V200H240ZM262 198V197H261ZM27 199V198H26ZM39 199V198H38ZM96 199V198H95ZM108 199V198H107ZM129 199V198H128ZM141 199V198H140ZM161 199V198H160ZM166 199H168V198H166L165 197V200ZM199 199V198H198ZM216 199V198H215ZM2 200V199H1ZM28 200V199H27ZM58 200V199H57ZM119 200V199H118ZM127 200V199H126ZM165 200H163V202L165 201ZM174 200V199H173ZM185 200V199H184ZM202 200V199H201ZM207 200V199H206ZM226 200V199H225ZM225 200H224V202H225ZM229 200H231V199H229ZM263 200V199H262ZM4 201V200H3ZM6 201V200H5ZM4 201V202H5ZM8 201V200H7ZM30 201V200H29ZM41 201H42V198H41ZM45 201H47L46 199L44 200V201H42V202H40V205H39V207H38V212H37V222L34 224V225H30L31 227H33V229H36L41 235H43V237L42 238H46L45 239V242L46 241H49L50 242V244H52L50 247H51V251L54 249L55 251H56V249L58 250L59 249V252H60V250H61V252L63 253V251L62 250H65L66 248H69L70 247V249L72 248V250H75L76 251V255H77V252L79 253V251H81V249H82V245H81V243L82 242H88L89 240H88V237H87V239L86 238H84L83 236H85V235H83L82 234V225H83V223H84V221L81 223V225H79V224H77V223H75V225H74V227H73V232H75L76 233V236H75V238H77V241L75 242V239L74 238H72L71 236H69L65 241H66V243H64L63 244V242H59V241H57L56 240V242H53V238L52 239H48L49 237H50V231H51V229L50 228H46V226H45V224L46 223H48L47 221V219H49V217L46 215V213H45V208L46 207H49V203H45ZM59 201V200H58ZM96 201V200H95ZM111 201V200H110ZM121 201V200H120ZM122 201H124V200H122ZM138 202H139V200H137ZM149 201V200H148ZM168 201V203H169V200H167ZM175 201V200H174ZM186 201V200H185ZM212 201V200H211ZM221 201V200H220ZM227 201V200H226ZM232 201V200H231ZM0 202H2V201H0ZM26 202H28V201H25V200H22V202H20V203H18L17 205H15L13 208H10V209H6V210H3V211H0V233H1V235H5V234H10L11 232H15V231H17L21 226H23L24 227V223L25 224H28L26 221H25V218H24V213L26 212ZM97 202V201H96ZM96 202H95V204H96ZM107 202V201H106ZM125 202V201H124ZM143 202V201H142ZM160 202V201H159ZM163 202H161V203H163ZM166 202V201H165ZM188 202V201H187ZM187 202H186V204H187ZM210 202V201H209ZM218 201H217V199H216V203L215 204H218L219 205V203H217ZM223 202V201H222ZM242 202V201H241ZM245 202V201H244ZM251 202V201H250ZM14 203V202H13ZM39 203V202H38ZM110 203V202H109ZM151 203V202H150ZM157 204H159L158 203V201L156 202ZM191 203H192V201H191ZM191 203H190V205H191ZM196 203V202H195ZM197 203H199V201H197ZM226 203V202H225ZM228 203V202H227ZM233 203H234V201H233ZM248 203H249V201H248ZM8 204V203H7ZM28 204H30L29 202H28ZM33 204V203H32ZM61 204V203H60ZM101 204V203H100ZM108 204V203H107ZM128 204V203H127ZM129 204H130V202H129ZM145 204V203H144ZM149 204V203H148ZM156 204V205H157ZM194 204V203H193ZM192 204V205H193ZM200 204H201V202H200ZM199 204V205H200ZM203 204H204V200H203ZM203 204H202V207H203ZM212 204H213V202H212ZM229 204H230V202H229ZM240 204V203H239ZM243 204V203H242ZM262 204H263V202H262ZM13 205V204H12ZM34 205V204H33ZM134 205V204H133ZM141 205V204H140ZM162 205V204H161ZM160 205V206H161ZM163 205H165L164 203H163ZM167 205V204H166ZM178 205V204H177ZM195 205V204H194ZM206 205V204H205ZM210 205H211V203H210ZM209 205V206H210ZM218 205H217V209H218ZM226 205V204H225ZM234 205V204H233ZM244 205V204H243ZM246 205V204H245ZM98 206H100V205H98ZM118 206V205H117ZM120 206V205H119ZM118 206V207H119ZM152 206V205H151ZM153 206H155L154 205V203H153ZM152 206V207H153ZM168 206V205H167ZM166 206V207H167ZM173 206V205H172ZM212 206V205H211ZM215 206V205H214ZM213 206V207H214ZM223 206H224V204H223ZM261 206H263V205H261ZM8 207V206H7ZM32 207V206H31ZM37 207V206H36ZM35 207V208H36ZM55 207H59V206H55ZM62 207V206H61ZM102 207V206H101ZM108 207V206H107ZM128 207V209H129V206H127ZM126 207V208H127ZM147 207V206H146ZM151 207V208H152ZM159 207V206H158ZM158 207H155L156 209L158 208ZM162 207V206H161ZM165 207V208H166ZM169 207H171L170 205H169ZM174 207V206H173ZM193 207V206H192ZM207 207H208V205H207ZM219 207H220V205H219ZM226 208H227V205L225 206ZM238 206L236 205V208H237ZM1 208V207H0ZM98 208V207H97ZM106 208V207H105ZM120 208V207H119ZM119 208H117V209H119ZM148 209H150V207H147ZM154 208V207H153ZM187 208V207H186ZM191 208V207H190ZM206 208V207H205ZM224 208V207H223ZM239 208H240V206H239ZM245 208V207H244ZM264 208V207H263ZM30 209V208H29ZM33 209V208H32ZM146 209V208H145ZM155 209V211L157 212V210ZM162 209H163V211L165 210L163 207H162ZM167 209V208H166ZM173 209V208H172ZM192 209V208H191ZM194 209V208H193ZM196 209V208H195ZM198 209V208H197ZM202 209V208H201ZM214 209H215V207H214ZM221 209H222V206H221ZM241 209H242V207H241ZM240 209V210H241ZM249 209H250V207H249ZM31 210V209H30ZM88 210V209H87ZM103 210V209H102ZM109 210V209H108ZM126 210V209H125ZM174 210V209H173ZM258 210H259V208H258ZM28 211V210H27ZM57 211V210H56ZM82 211V210H81ZM105 211V210H104ZM142 211H144V210H142ZM149 211V210H148ZM152 211V210H151ZM166 211V210H165ZM168 211V210H167ZM238 211H239V209H238ZM244 211V210H243ZM108 212V211H107ZM119 212V211H118ZM159 213H160V210L158 211ZM170 211H168L167 213L168 214H171V213H169ZM171 212H172V210H171ZM174 212H175V210H174ZM174 212H173V214H174ZM248 212V211H247ZM56 213V212H55ZM54 213V214H55ZM64 213V212H63ZM90 213V212H89ZM98 213V212H97ZM101 213V212H100ZM116 213V212H115ZM114 213V214H115ZM135 213V212H134ZM150 213V212H149ZM158 213V214H159ZM162 213V212H161ZM167 213H165V214H167ZM257 213V212H256ZM255 212H254V214H256ZM32 214V213H31ZM34 214V213H33ZM36 214V213H35ZM111 214V213H110ZM117 214H119V213H117ZM120 214H121V211H120ZM131 214V213H130ZM81 215V214H80ZM93 215V214H92ZM107 215H108V213H107ZM122 215V214H121ZM124 215H128V214H125L124 213ZM138 215V214H137ZM141 215V214H140ZM152 215V214H151ZM162 215V214H161ZM237 215V214H236ZM245 215V214H244ZM247 215H248V213H247ZM247 215H245V216H247ZM256 215H259L258 213L256 214ZM97 216V215H96ZM99 216V215H98ZM101 216V215H100ZM109 216V215H108ZM115 217H114V219L113 220H115L116 221V225H117V222H120L121 224H123V225H125L128 221L127 220H122V218H119V216L120 215H114ZM130 216V215H129ZM156 216V215H155ZM171 216V215H170ZM185 216V215H184ZM29 217V216H28ZM51 217V216H50ZM121 217V216H120ZM126 217V216H125ZM139 217V216H138ZM141 218H142V216H140ZM147 217V216H146ZM160 217V216H159ZM54 218H56V219H58V218H61L58 214H56L55 216H54ZM63 218H64V216H63ZM97 218V217H96ZM101 218H102V216H101ZM111 218H113V217H111ZM116 218V219H115ZM129 218V217H128ZM157 218V217H156ZM161 218V217H160ZM164 218H165V216H164ZM166 218H167V216H166ZM170 218V217H169ZM168 218V219H169ZM70 219V218H69ZM69 219H68V221H69ZM81 219H82V215H81ZM90 219V218H89ZM88 219V220H89ZM100 219V218H99ZM109 219H110V217H109ZM138 219V218H137ZM144 219V218H143ZM150 219V218H149ZM159 219V218H158ZM163 219V218H162ZM215 220H216V218H214ZM213 219V220H214ZM218 219V218H217ZM229 219V218H228ZM234 219V218H233ZM237 219V218H236ZM242 219V218H241ZM254 219H255V217H254ZM50 220V219H49ZM58 220H60V219H58ZM72 220V219H71ZM96 220V219H95ZM112 220V221H113ZM219 220V219H218ZM251 220H252V217H251ZM25 221V222H24ZM92 221H94V220H92ZM105 221V220H104ZM109 221H111V220H109ZM129 221H130V219H129ZM141 221V220H140ZM143 221V220H142ZM145 221H146V219H145ZM144 221V222H145ZM150 221V220H149ZM222 221V220H221ZM227 221V220H226ZM256 221V220H255ZM258 221V220H257ZM261 224L260 223H255L254 222V224H253V222H251L250 223V225L247 227V230H245V228L244 229H242V230H244V231H240L239 233H238V239L241 241V242H243V243H245V244H242V245H244L245 247H247V246H249V248H250V246L252 245V247H254V250H255V252L252 254V259H254L253 260V263L255 264V263H257L256 261H257V257H260V255L262 254L263 255V257H264V211L262 212V214H261ZM11 222H15V228L13 229V227H10V224H11ZM34 222V221H33ZM51 222V221H50ZM86 222L87 221H85V224H86ZM89 222H91V220L89 221ZM106 222V221H105ZM104 222V223H105ZM139 222V221H138ZM137 222V223H138ZM154 222V221H153ZM153 222H150L151 223V225H153L152 223ZM158 222V221H157ZM161 222V221H160ZM170 222V221H169ZM218 222V221H217ZM224 222V221H223ZM246 222V221H245ZM60 223V222H59ZM79 223H80V221H79ZM134 223V222H133ZM141 223V222H140ZM162 223V222H161ZM178 223V222H177ZM197 223V222H196ZM240 224H241V222H239ZM13 224V223H12ZM12 224H11V226H12ZM49 224V223H48ZM74 224V223H73ZM87 224H88V222H87ZM100 224V223H99ZM145 224V223H144ZM155 224H157V223H155ZM164 224H165V222H164ZM173 224V223H172ZM181 224V223H180ZM180 224H179V228H180ZM219 224H220V221H219ZM233 224V223H232ZM59 225V224H58ZM93 225V224H92ZM112 226L114 225V224H111ZM118 225H119V223H118ZM126 225H128V224H126ZM130 225V224H129ZM141 225V224H140ZM148 224H146V226H147ZM150 225V224H149ZM214 225H216L215 223H214ZM213 225V226H214ZM60 226V225H59ZM67 226V225H66ZM98 226V225H97ZM102 226V225H101ZM106 226V225H105ZM135 226V225H134ZM154 226V225H153ZM159 226H160V224H159ZM183 226V225H182ZM219 226V225H218ZM53 227V226H52ZM88 227V226H87ZM118 227V226H117ZM138 227V226H137ZM25 228V227H24ZM90 228V227H89ZM111 228V227H110ZM122 228V227H121ZM125 229H127V226L126 227H124ZM134 228V227H133ZM222 228V227H221ZM241 228V227H240ZM27 229V228H26ZM32 229V228H31ZM50 229V230H49ZM91 229H93V228H91ZM137 229V228H136ZM229 229V228H228ZM21 230V229H20ZM20 230H18V231H20ZM23 230V229H22ZM35 230V231H36ZM85 230V229H84ZM96 230V229H95ZM98 230V229H97ZM112 230V229H111ZM122 230V229H121ZM124 230V229H123ZM123 230H122V233H124L123 232ZM138 230V229H137ZM136 230V231H137ZM225 230V229H224ZM231 230H232V228H231ZM27 231V230H26ZM28 231H30L29 229H28ZM32 231V230H31ZM54 231V230H53ZM62 231V230H61ZM69 231V230H68ZM91 231V230H90ZM103 231V230H102ZM104 231H106V230H104ZM103 231V232H104ZM115 230H113V232H114ZM117 231H118V229H117ZM127 231V230H126ZM125 231V232H126ZM178 231H179V229H178ZM182 231H183V229H182ZM203 231V230H202ZM219 231V230H218ZM222 231V230H221ZM235 231V230H234ZM37 232V233H38ZM107 232V231H106ZM111 232V231H110ZM177 232V231H176ZM206 232V231H205ZM204 232V233H205ZM211 232V231H210ZM209 232V233H210ZM220 232V231H219ZM236 232H238V231H236ZM3 233V234H2ZM25 233H27V232H25ZM36 233V234H37ZM54 233V232H53ZM56 233V232H55ZM87 233V232H86ZM100 233V232H99ZM98 233V234H99ZM117 233V232H116ZM129 233V232H128ZM134 233V232H133ZM235 233V232H234ZM234 233H233V235H234ZM35 234V235H36ZM89 234V233H88ZM87 234V235H88ZM113 234V233H112ZM131 234V233H130ZM129 234V235H130ZM202 234V233H201ZM230 234V233H229ZM228 234V235H229ZM14 235V234H13ZM26 235H28V233L26 234ZM34 235V234H33ZM69 235V234H68ZM83 235V236H82ZM100 235H103V233L102 234H100ZM107 235H110V234H107ZM114 235V234H113ZM149 235V234H148ZM178 235H180V234H178ZM182 235V234H181ZM180 235V236H181ZM21 235H19L18 237H20ZM37 236V235H36ZM35 236V237H36ZM56 236H59V235H57L56 234ZM93 236V235H92ZM98 236V235H97ZM111 236V235H110ZM219 236V235H218ZM22 237V236H21ZM24 237V236H23ZM41 237V236H40ZM54 237V236H53ZM67 237V236H66ZM90 237V236H89ZM105 237H108V236H105ZM220 237V236H219ZM222 237H224V236H222ZM229 237H231V236H229ZM33 238V237H32ZM92 238V237H91ZM100 238V237H99ZM103 238H104V236H103ZM114 238H116V236L114 237ZM120 238V237H119ZM118 238V241L120 240ZM124 238V237H123ZM123 238H121V239H123ZM128 238V237H127ZM157 238H159V237H157ZM209 238V237H208ZM225 238H228V236L227 237H225ZM225 238H224V240H225ZM234 238V237H233ZM236 238V237H235ZM234 238V239H235ZM20 239V238H19ZM29 239V238H28ZM39 239V238H38ZM64 239V238H63ZM117 239V238H116ZM129 239H131L130 238V236H129ZM136 239L138 240V237L136 236ZM147 239V238H146ZM156 239V238H155ZM163 239V238H162ZM223 239V238H222ZM92 240H94V238L92 239ZM98 240V239H97ZM105 240V239H104ZM103 239H102V241L101 242H103L104 241ZM126 240V239H125ZM161 240V239H160ZM209 240H210V238H209ZM236 240V239H235ZM238 240V241H239ZM14 242V241H17L16 240V238L14 239V238H10L9 239V242L7 241V243L9 244V243H11V242ZM42 241V240H41ZM40 240H39V242H41ZM44 241V240H43ZM106 245H104L105 247L103 248L104 249V252H110L111 250H112V248H114L115 246H110L111 245V241L109 240V238H108V240L106 239ZM140 242H141V240H139ZM143 241V240H142ZM151 241V240H150ZM214 241H215V239H214ZM3 242V241H2ZM1 242V243H2ZM20 242V241H19ZM22 242V241H21ZM30 242V241H29ZM49 242H48V244H49ZM97 242H99V241H97ZM123 242V241H122ZM121 242V243H122ZM138 242V241H137ZM147 242H148V240H147ZM158 242V241H157ZM187 242V241H186ZM227 242V241H226ZM235 242V241H234ZM28 243V242H27ZM34 243V242H33ZM36 243V242H35ZM47 243V242H46ZM46 243H45V246H47L46 245ZM91 243H93V242H91ZM116 243V242H115ZM124 243V242H123ZM155 243H156V241H155ZM163 243V242H162ZM238 243H240V242H238ZM37 244V243H36ZM96 244V243H95ZM105 244V243H104ZM125 244V243H124ZM128 244V243H127ZM132 245H133V243H131ZM140 244V243H139ZM145 244V243H144ZM147 244V243H146ZM149 244V243H148ZM152 244H154L153 242L151 243V245ZM157 244V243H156ZM160 244H161V242H160ZM207 244V243H206ZM224 245H225V243H223ZM227 244V243H226ZM84 245V244H83ZM87 245H90L89 243L87 244ZM115 245V244H114ZM116 245H118L117 243H116ZM132 245H131V247H132ZM140 245H142V244H140ZM150 245V244H149ZM184 245V244H183ZM210 245V244H209ZM231 245V244H230ZM239 245V244H238ZM14 246V245H13ZM38 246V245H37ZM91 246V245H90ZM93 246H95L94 244H93ZM97 246H100V249H101V245H97ZM119 246V245H118ZM118 246H116V247H118ZM122 246V245H121ZM158 246H159V243H158ZM161 247H162V245H160ZM27 247V246H26ZM30 247V246H29ZM49 247V246H48ZM47 247V248H48ZM125 247V246H124ZM134 247V246H133ZM143 247V246H142ZM147 247V246H146ZM153 247V246H152ZM151 247V248H152ZM165 247V246H164ZM208 247V246H207ZM229 247H231V246H229ZM251 247V248H252ZM15 248V247H14ZM16 248H17V246H16ZM15 248V249H16ZM33 248H34V246H33ZM36 248V247H35ZM34 248V249H35ZM65 248V249H64ZM92 248V247H91ZM94 248V247H93ZM120 248V247H119ZM122 248V247H121ZM128 248V247H127ZM144 249L143 250H145V247H143ZM154 248V247H153ZM159 248V247H158ZM163 248V247H162ZM209 248V247H208ZM2 249V248H1ZM22 249V248H21ZM27 249H28V247H27ZM37 249V248H36ZM85 249V248H84ZM83 249V250H84ZM89 249V248H88ZM96 249H98L99 250V247H96ZM116 249V248H115ZM125 249V248H124ZM137 248H135V250H136ZM149 249H150V247H149ZM202 249V248H201ZM243 249V248H242ZM246 249V248H245ZM14 250V249H13ZM39 250V249H38ZM41 250V249H40ZM93 251H95L94 249H92ZM90 251V252H92V253H94L93 251ZM102 250V249H101ZM100 250V251H101ZM114 250V249H113ZM121 250V249H120ZM128 250L129 249H127V254H128ZM151 250V249H150ZM203 250V249H202ZM16 251V250H15ZM23 251H24V248H23ZM32 251V250H31ZM45 251V250H44ZM51 251H49V252H51ZM67 251V250H66ZM86 252H87V250H85ZM114 251H116V250H114ZM126 251V250H125ZM124 251V252H125ZM131 251H133V250H131ZM140 251V250H139ZM149 250H148V248H147V252H148ZM152 251H153V249H152ZM151 251V252H152ZM174 251V250H173ZM185 251H187L186 249H185ZM214 251H216V250H214ZM18 252V251H17ZM21 252V251H20ZM48 252V253H49ZM54 252V251H53ZM81 252H83V251H81ZM89 252V253H90ZM96 252V251H95ZM98 252V251H97ZM122 252V251H121ZM137 252H138V250H137ZM143 252V251H142ZM151 252H149V253H151ZM213 252V251H212ZM220 252V251H219ZM228 252V251H227ZM246 252V251H245ZM10 253V252H9ZM16 253V252H15ZM19 253V252H18ZM26 253V252H25ZM34 253V252H33ZM61 253V254H62ZM92 253H91V256H92ZM114 253H116V252H114ZM113 253V254H114ZM132 253V252H131ZM181 253V252H180ZM204 253H205V248H204ZM210 253H211V251H210ZM241 253V252H240ZM239 253V254H240ZM22 254V253H21ZM31 254V253H30ZM35 254V253H34ZM54 254V253H53ZM56 254V253H55ZM54 254V256H57L59 253L57 252V255H55ZM74 254V253H73ZM87 255H88V253H86ZM99 254V253H98ZM97 254V255H98ZM103 254V253H102ZM118 254H119V252H118ZM135 254H137V253H135ZM146 254H148V253H146ZM155 254V253H154ZM188 254V253H187ZM207 254V253H206ZM219 254V253H218ZM222 254V253H221ZM219 255V256H221L222 257V255ZM230 254V253H229ZM228 253H227V255H226V253H225V255L227 256V258H229L230 257V255H229ZM234 254V253H233ZM242 254V253H241ZM240 254V255H241ZM260 254V255H259ZM9 255V254H8ZM36 255V254H35ZM44 255V254H43ZM43 255H41V256H43ZM51 255H52V253H51ZM63 255H65V253L63 254ZM90 255V254H89ZM88 255V256H89ZM95 255V254H94ZM110 255V254H109ZM117 255V254H116ZM121 255V254H120ZM124 255V254H123ZM138 256H139V254H137ZM137 255H135V256H137ZM153 255V254H152ZM164 255V254H163ZM237 255V254H236ZM6 256V255H5ZM4 256V257H5ZM53 256V255H52ZM51 256V257H52ZM72 256V255H71ZM105 256V255H104ZM107 256V255H106ZM112 256V255H111ZM119 256V255H118ZM125 256H127V255H125ZM130 256H132V255H130ZM143 256V255H142ZM146 256V255H145ZM160 256V255H159ZM224 256V255H223ZM229 256V257H228ZM14 257H16L15 255H14ZM24 256H22V258H23ZM25 257H27V256H25ZM38 257V256H37ZM120 257V256H119ZM118 257V258H119ZM124 257V256H123ZM128 257V256H127ZM165 257V256H164ZM191 257V256H190ZM216 257H218V256H216ZM225 257V256H224ZM223 257V258H224ZM2 258H3V256L0 254V261L2 260ZM34 258V257H33ZM54 258V257H53ZM101 258V257H100ZM114 258V257H113ZM130 258V257H129ZM187 258H189V257H187ZM222 258V259H223ZM230 258H232V257H230ZM234 258V257H233ZM5 259H6V257H5ZM9 259H10V257H9ZM11 259H12V257H11ZM17 259V258H16ZM36 259V258H35ZM111 259V258H110ZM123 259V258H122ZM134 259V258H133ZM144 259V258H143ZM213 259V258H212ZM235 259V258H234ZM34 260V259H33ZM42 260V259H41ZM44 260V259H43ZM49 260V259H48ZM51 260H52V258H51ZM69 260V259H68ZM91 260V259H90ZM125 260V259H124ZM140 260V259H139ZM138 260V261H139ZM142 260V259H141ZM149 260V259H148ZM237 260V259H236ZM238 260H240V259H238ZM256 260V261H255ZM17 261V260H16ZM19 261V260H18ZM53 261H55V260H53ZM89 261V260H88ZM97 262L95 263V264H98L99 262V260H96ZM120 261H121V258H120ZM126 261V260H125ZM125 261H123V262H125ZM132 261V260H131ZM159 261V260H158ZM183 261V260H182ZM192 261V260H191ZM215 261V260H214ZM214 261H213V263H214ZM224 261V260H223ZM234 261V260H233ZM262 261H264V260H262ZM3 262H5V261H3ZM14 262H15V260H14ZM31 262V261H30ZM44 262V261H43ZM62 262V261H61ZM64 262V261H63ZM80 262H84V260H81ZM115 262V261H114ZM118 262V261H117ZM151 262V261H150ZM154 262V261H153ZM165 262V261H164ZM163 262V263H164ZM204 262V261H203ZM207 262H208V260H207ZM237 262V261H236ZM261 262V261H260ZM9 263V262H8ZM17 263V262H16ZM19 263V262H18ZM21 263V262H20ZM35 263V262H34ZM60 263V262H59ZM66 263V262H65ZM86 264H87V262H85ZM120 263V262H119ZM126 263H127V261H126ZM146 263V262H145ZM180 263V262H179ZM232 263V262H231ZM1 264V263H0ZM9 264H11V263H9ZM12 264H15V263H13V261H12ZM23 264H25V263H23ZM28 264H30V263H28ZM36 264V263H35ZM38 264H40V263H38ZM129 264V263H128ZM167 264V263H166ZM181 264V263H180ZM205 264V263H204ZM218 264H219V262H218ZM247 264V263H246Z\"/></svg>", "mask_w": 264, "mask_h": 264}]
</instances>
